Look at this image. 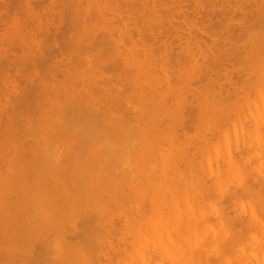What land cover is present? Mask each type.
I'll list each match as a JSON object with an SVG mask.
<instances>
[{"label": "bare ground", "instance_id": "bare-ground-1", "mask_svg": "<svg viewBox=\"0 0 264 264\" xmlns=\"http://www.w3.org/2000/svg\"><path fill=\"white\" fill-rule=\"evenodd\" d=\"M68 1L69 0H61L60 2H64V5L62 3L60 7L61 9L59 10L60 12L62 11L61 13L63 15H65L64 13H66L67 10L69 11L67 12L69 18L67 17V14L65 17H63L62 14H59V15L60 16L62 15L61 18L62 17L65 19L68 18L66 19L68 20L67 22H69V24L67 23V27L68 25H70L69 26L71 30L70 33L72 34L71 35L69 33L70 36L68 37V42L71 44L69 62L63 61V62H66V63H63V65L66 64V66L61 68V71H62L61 73H59L60 71H58L60 70L58 69L59 68L58 66L60 65L57 66L56 63L55 65H51L52 62H53L52 64H54V61L57 60L55 54L53 56L55 57L53 60L51 57H49L52 55L50 54L52 51L49 52L48 50V53L46 52V55H48L49 57L48 60H52V62L44 67L41 65L40 61L46 59L47 56L45 55L46 56L45 57L43 55L45 58L43 57V59L41 60L40 58L42 57L41 54L44 53L45 50L44 52H42L43 49L42 50L40 49L42 53L38 54V52H40L38 49L39 46L41 45L45 47V45L47 44V43L46 44L43 43L44 41L42 42L43 34L42 35L40 34V37H38L39 36L38 34L41 33L42 30L44 31L46 28L48 29L50 20L48 21L49 23L47 25L48 27L45 26L46 22L42 25L39 23L41 22L40 16H37L35 18L33 17V20L34 19L38 20L37 23H39V25L37 23L36 25L34 21H31V20L30 21L28 20L29 22L25 21V24L23 25L21 24L22 26L21 25L19 26V24L17 25L15 24L16 25L15 28H17L16 29L17 31L15 32L17 33L18 39L20 38V40H18L17 43L19 42L21 47H22V44L26 42L27 44H24V45L27 46L31 43L32 47L34 46V44L36 45L37 43V47H38V48H34L35 50L38 51L37 53H34L36 54V57H35L34 54H30L32 53V51L34 52V49L33 48L31 49L30 47L31 45H29L28 47L25 46V48L22 50L23 47L21 48L20 45L17 44V46L19 45L20 47L19 52L21 51L20 52L21 56L17 51V53L19 54L17 56H20L17 58V60L21 59L20 61L16 60L17 63L19 65L20 64L24 65V61L26 59L27 61H30L29 58L31 59L33 56H34L33 61L35 62V60L39 56L40 58L38 62L40 66L39 65L37 66V62H35L36 63L35 65L37 66V68L34 65V62L32 63V66L30 65L31 63L27 64V67L28 65H30L31 67V68L28 67L29 70L33 68L32 71L30 70V73L32 72L34 74L36 73L35 74L36 77L34 76L35 78L33 79L32 77L29 78V76H32L33 73L30 74L29 71H27L28 69L26 70L23 66L24 69L22 71L23 72L25 71V74L28 72L26 74L27 76L26 77L25 75H23L24 73L21 71L22 66L20 67L17 64L19 68L16 66L15 68L18 69L17 71L19 70L21 71L20 74L22 73L21 76L18 73V76H20V78H24L25 81L23 79H20V80H23L24 82H26V85H24L25 84L24 82H23L24 84L23 83L21 84L19 81L18 83H20L22 86H20V84H17L19 85L17 88L16 86H14V83H13L14 80H12L11 82L10 80L6 81L8 79H5L4 83L2 82V84H4L3 86H5V84L7 86L6 87L1 86L2 88L0 87V90L2 89L3 93L4 92L6 93V94L4 93V96H3V93H0V96L1 95L3 96L0 98L1 100L0 103L6 105V110L5 112H3L5 109V106H2L0 104V106H2V108L0 107L1 108L0 109L1 111L0 112V125L2 123L1 121H2L3 113L5 115L4 117H6V120H5L6 124L3 121L4 125L1 126L3 127V129L0 127V131L4 132V135H3V132L2 133L0 132L2 135L0 137V264H21L19 263L21 262V260L19 261V259L21 257L23 258V256H27V259L26 257H24L22 259L24 260L22 261V264H26V263L33 264L35 261L38 262L37 264H41L37 260L34 261V258H35L34 251L35 252L37 250L41 251L46 248H48L51 251V253L54 252L56 254L55 257L53 258L56 264H59L61 262L59 261V257L57 256L66 257L69 255L70 257L72 256L71 254H74V255L76 254V256L79 259H81L80 257L83 255L86 258V256L88 255V254L86 255L87 250L86 251H83V249L81 250V248L83 247L81 246L80 248L79 245L81 244L79 243V240H78L84 234L83 229H85L83 228L84 227L83 225H85L86 222L83 220V217H84L83 214L85 212L87 213V211H90L88 212V214H91V215L92 213L95 214V217L92 216L93 219L98 218L97 220L95 219L96 222L99 220L102 222V224H104V226L100 224L101 222L100 223L97 222L96 224L95 220H93L95 222L93 224L95 225V227L97 226L96 228L98 230L95 229L94 227V230H95L94 232L96 233L92 235H94L95 238L98 235H100L101 237L98 236L97 237L98 239H95L93 236H91L93 238V242L95 239L94 245H96V243L98 242L97 243L98 248L99 246L100 248L101 247L104 248L105 246H101V245H103V242L105 243V241H108V240L102 241L103 238L107 239L106 237L108 238L111 237V239L114 240L117 234L118 235L120 233L122 235L124 234L123 233L124 230L122 229H124L125 227L123 225L125 224L127 225V221L130 223L132 219L130 217L132 216L130 212H132V210L133 211L136 210L134 211L135 213H140L135 216V213L132 212L133 215L139 219V221L141 220V222L140 223L136 222L138 220V219L136 220V218H134L135 220L134 219L133 220L135 221V223L140 224L143 228L146 226L145 229H147L148 227L147 224L149 222L147 221H151L153 218L155 219V217H158V215L161 213L160 217L158 218L159 222L156 221L157 218L156 220L153 219L152 220L153 226H151L152 221L150 222L151 225L149 224L152 229L148 227V229L153 232L154 231L159 232V234L157 232L155 236L152 235L153 232L151 231L149 232L148 229L147 230L142 229L141 226H138V228L141 227L140 232L138 228L134 226L137 229V231L135 232L136 233L139 232L138 233L139 235L136 234L134 230L132 234L135 233L134 234L135 236L130 235V231H132L130 229L131 228L135 229L133 227L134 224H132L133 222H131L132 226L129 229H126V230H129V232L127 231L129 233L128 236L130 237L133 236L132 237L133 241H135L137 237L139 238L141 234L143 236L141 237V240H144L146 238L145 241H148V243L150 242L148 244V247H145L148 254H145L146 253L145 249L144 250L141 249L140 251L141 253L144 251L143 260L149 259L150 261L151 260L150 258L153 256V259L151 261L155 260V262L153 261L154 264H157L159 260L163 261V264H165L166 261L167 263H169L168 260L170 259L167 257L174 256V254H171L173 253L171 251L172 249L174 250V248L171 247L172 249L170 250V245L168 243L174 242L173 239H177V241L175 240L176 242L175 244H183V245L187 244L188 246L182 245L181 247H185V249L187 247L188 248L186 249L187 250L186 251L184 248H181L178 245L179 251L176 248L177 250V252L175 251L176 255L180 258H183V256L186 257V255L190 253V255L189 254L187 255L188 257L191 258V259L189 258V261H188L189 264H197V261H194V258L195 257L198 258V256H200L201 262L199 261L198 264H201L202 259L204 258L202 257L203 254L206 257L208 253H211L210 251L214 252L213 255L216 252L214 250H209L212 248L215 249L214 248L215 247L214 246V241H215L214 236L215 235H213L214 232L212 230L207 231V229L211 228L210 220L215 210H211L212 213L210 211H208V213L207 212L205 213L206 211V208H205V211L203 210L202 214L206 216H203L200 213V210H201L200 208H202L200 204H204V206H207V209L210 210V208L214 207V204H217V203L219 204L218 200H220V198H224V199L226 198L227 200H231L228 203L232 205V204H235V201L239 199L241 196H244L243 198L247 199V204H244L242 202L239 206L237 204L233 205L234 207L232 208L236 209L237 207L239 208L241 206L242 207L241 209L243 210L241 213H239L238 208L236 209L238 210L237 211L238 214L236 216L239 219L237 220V223L231 217V220L233 219L232 221H234L239 226L238 228L236 227V224L232 222L230 218H228L231 215L225 214L227 216V217L225 216L226 220L224 219V217L220 216V215H223V213L225 212L224 205L227 206V202L221 203L224 205H218V204L216 205L219 208L220 206H222L223 208H221L220 210L221 212L219 211V209H217L219 211V214L216 215V218L214 215L213 219H215V221L217 220V222L219 223L220 220L223 218L224 221L226 222V224L224 225L223 219L221 220L219 225L222 224L221 225L223 226L222 228L221 226L220 227L217 226L218 224L214 220L212 221L216 225L215 227H217L216 230L220 229L217 231V234L219 232L218 238L222 233L223 234L225 233L224 228L227 227V225L229 227L231 224V226L233 227L235 224V227H236V228L234 227L236 229L234 231H232L233 228L232 230H230V232L226 230V234L228 233L227 235L228 238H225L224 237L225 234H224L220 236L218 241H216L217 243L216 249L219 248L218 255H221L224 258V254H226L227 258L225 257L226 258L225 260L229 262L232 259H234L232 260L233 263L231 264H236V263L243 264V259L245 260L248 259L251 261L252 258H249V257L247 259L245 258L246 255L251 254L252 257L254 256L252 261L254 260L255 264H264V223H261L259 221L261 220L262 222H264L263 216L260 217V215L264 214V167L261 166V161L264 160V0H233L234 2L231 1L232 3L229 0H221V1L219 0L221 3L216 2L218 0H214V1L210 0L213 2V5H214V2L218 3V4L215 3L216 4V6L214 5L215 8L217 7V5L221 4L222 6L219 5L218 7H220V9L224 13L226 12L225 14L228 13L227 12L228 9L226 10V8H229V7L233 8L234 11L236 9L241 10L242 11L241 15L242 13L251 14L254 11V13H252L253 15L252 16L250 15L249 17L247 15L246 17L241 16L239 13L240 16L238 15V17H241V18L240 19L238 18V21L236 17V21L239 23V25H237L236 27L241 29V31L236 30L237 33L239 32L238 33L239 38L237 37L238 34H235L236 36L233 35L232 37V32L233 33L236 32L235 29L232 32L229 30V27H231L232 29L234 25L230 26L232 24L228 23L227 21L232 20L234 23L233 22L231 23L235 24L236 22H235L234 15L237 14V13L235 14L234 12V15H233V12L231 9L229 10V12L231 11L230 13H232L231 15L234 16V18L229 16L230 15L229 13H228L229 15L228 14L225 15L222 11H221L222 13L220 12L221 13L219 15L220 17L217 18L218 20H220L221 16H223L222 14H224L225 17L228 16L229 18L226 17L227 19L224 16L223 18H225V22H227V24H230V25H227L225 24L224 21H221V24L217 26L218 22L220 23V21H215V23L217 24L215 26V23H213V26H215L214 27L215 30L214 28L213 29L211 28L213 27L212 25L209 27L211 29L208 28L209 32H212V33L208 32L211 38L214 37L215 39L219 37L218 39H215L216 44L219 41V39L220 41H222V39H225L224 42L226 40L230 41L229 45H231L230 43H233V45H235L234 42H236V49L238 48L237 49L238 52L243 49L242 51H244V54L240 51L239 53L240 55L238 53L236 54L239 56L238 59L237 57H234L235 59H237L236 61L240 60L238 62L239 63V66L237 67L238 70L235 68V66L237 65L233 66L234 69H232L233 68L232 66H230L231 69H228L227 66H225L228 63L231 64L230 62H232V58H229L230 57L229 56L230 54H228L229 51H226V49L224 48H223L224 50H222V47H226L223 44H221V43H224L223 41L218 42L221 44L220 46L217 45L219 48L217 49L221 50V53L220 51L217 52L216 51L217 49L215 47H214L216 49V50L214 49L215 52L212 51L213 47H211L210 50L214 52L215 54L216 52L217 54L220 53V55L223 54V56L225 55L224 57H222L221 55L222 58L214 57L215 58L214 59L212 58L213 57L212 55H209V56L204 55V57L201 55L203 59L202 62L204 63H201V60L199 59L198 60L201 64L198 63L197 57L195 58V55H197L196 53L201 54L200 52L203 51L205 54L208 51H204L205 48L204 50L203 49L201 50L197 46H199L200 43L201 44L204 43L203 45L206 47L205 41H209L210 38L206 37L207 34L204 35L199 32V34L204 35V36L199 35V37H201L200 39L199 37H197L198 34L195 33L196 32L195 29H194L195 32H192L193 27L196 24L194 21L193 23L195 24H192L183 18L179 19L181 17V16L179 17L180 15V13L178 12L179 8L174 7V5L177 4L181 0H74V1L70 0L71 8L68 7V3H69ZM203 1H206V2H203ZM203 1L193 0V10L201 13L202 11H199V10H204L206 4H208L207 3L208 0H203ZM224 3H226V5L228 4L227 5L228 7L226 5L224 7ZM66 7H67V10L63 9ZM206 7L208 9L210 8L211 10L210 6L207 5ZM62 9L65 10L66 12H63ZM165 9L169 10V12L171 10L174 12V9L175 11L177 10L176 18H175V12L174 14H170V13L168 14L167 12L164 13L163 10ZM220 9L218 8V11ZM245 10H249V11L253 10V11L245 12ZM172 11L171 13H173ZM210 13H212V10ZM218 14L219 13H217V15ZM59 15L57 16V18H60ZM208 17H211V16H209L208 14ZM245 18L247 20H245ZM60 19H57L56 22L61 23L63 19H61L62 21ZM248 19L250 21H248ZM52 21H55V20H52ZM246 21H248V23ZM31 22H33L36 25V26L34 25L35 26L34 30L37 28L36 33L33 30V33H35L36 35L32 37H31L32 34L30 33L31 30H28L32 28L33 23L31 24ZM249 22L251 23V25ZM26 23L28 24L30 23L31 26L29 24L30 26L29 27L28 24ZM60 23H58V25ZM184 23H186V27H187V30L185 31H183L184 29H186L184 28L185 26ZM181 24H183L184 26L183 25H182L183 27L180 26ZM223 24L224 26H221ZM171 25L173 26V28L171 27ZM177 25L178 27H176ZM240 25L242 28H240ZM245 25L250 26L249 29L251 30V32L250 30H248L247 28L248 26L246 27ZM37 26H39V29ZM200 26H203V25L201 24ZM219 27L222 29L217 31ZM62 28H64L63 25H62ZM178 30H181V31H178ZM197 30L202 31L203 33L204 32L206 33L208 31V30L204 31L200 29H197ZM25 31L27 32L26 34H25ZM243 31L244 33L242 34L241 32ZM15 32L13 33V35L15 34ZM62 32L61 33L59 32L60 34L58 36L60 37L61 35V39H63V41L60 43L62 44L64 43L63 45H65L64 38H62ZM170 32L171 33L174 32L172 33V35L174 39L177 38L176 40L172 39L171 35L170 36L168 35ZM22 33L25 35H23ZM179 33L180 34L182 33V35H180ZM193 33H194V36L197 37L196 39H199V41L201 40L199 44L197 43V40L191 39L192 37L194 38ZM240 34L243 36L241 37ZM8 37L12 38L13 36L9 35ZM169 37L171 39H169ZM185 37H191L187 39L194 43L192 44V42H189L191 43L190 49H187L190 45L189 43L185 41L184 43L182 42L178 43L179 38L181 41V39L183 38L182 40H184ZM203 37L204 38L206 37L208 40H205L203 42L202 41L204 40L202 39ZM30 38L32 39L30 40ZM36 38H38V41L40 40V38L41 40L38 42ZM231 38L236 39L237 41L236 40L233 41L232 39L233 41L232 42ZM167 39L171 41L174 40L175 42L177 41L176 42L177 45L182 43L185 46L187 44L188 47L181 46L180 49L178 48L179 52L180 51L183 52V54H181L183 56L178 57L176 55L177 53L179 55V52L173 51L174 48L172 49V47L170 46L171 41H169V44H167V41H168ZM8 40L11 41L10 39ZM16 40H14V42ZM29 40H30V43H28ZM154 40H160L161 42H158V45L154 43V46H153V43L151 42ZM240 40L242 41V43L244 42L243 46L240 44L241 43ZM237 43H239L238 45H241L239 47H243V48H239ZM212 44L210 45L212 46ZM224 44L227 45L228 42L226 41ZM155 45H157L156 49L158 47V50L155 49ZM210 45H207V47L209 48ZM47 46L51 47L50 45H47ZM63 47H62L63 49L62 48L61 49L65 50V46ZM173 47H175V45ZM13 48L14 47L12 46L11 51L15 50V48L14 50ZM167 48H169L170 50H167ZM181 48L185 50H181ZM193 48H195V50L198 48L199 50L197 49V52H195ZM231 48H232V45H231ZM232 49H234V46ZM8 50L9 48H6L3 51V57L1 56L2 54H0V58L2 57V60L3 58H6L4 56L5 54L6 56L10 54L9 53L10 50L9 51ZM24 50L27 51L28 55L30 54L28 58H25L27 56L26 55L27 53L22 52ZM184 51H185V54H184ZM186 51H189V52L186 53ZM59 52H61L60 49H59ZM64 52L66 54V51ZM225 52L228 54V58ZM231 52L229 53H231L232 54L231 56L233 57V55L236 53L235 49ZM169 53H172V54L169 55ZM173 53L177 56L176 57L177 59L173 57L172 58L173 60L171 61L170 56H175L173 55ZM60 54L62 55L61 57L66 56L63 53V51ZM185 55H187V57ZM220 55L218 56L220 57ZM201 56H199V58H201ZM8 57L11 58L12 55L10 54L8 55ZM61 57H59L58 59L59 62L62 60L60 59ZM182 57L185 58V60ZM207 58L209 59L211 58L212 60L211 59L209 60ZM22 59H24L23 62H22ZM2 60L0 62V68L2 66V68L4 69L5 65H7L8 63L6 64L4 62L3 64ZM179 60H181L182 62ZM166 63H167V66H166ZM170 63H171L170 69L172 68L171 70L177 74L176 76L173 75L174 73L172 71L170 72V69H169ZM232 64L234 65L233 62ZM25 66H26V63H25ZM38 67L39 68L42 67L44 69H41L42 71L41 70L37 71ZM46 67H48L49 70ZM188 67L192 69V72L188 70ZM220 67L222 68V71H224V73L228 75L227 78H229L230 76L228 72L231 73V75H233L232 71L234 72V70L240 71L239 72L240 74L246 73L245 76L248 74L247 75L248 80L244 78L245 77L244 74H243L244 77L242 78L240 77L241 80L237 77L239 81H242V82H243L242 79L244 78V80L247 81V83L249 84V85L247 84L248 87L247 89H245V92L243 89L244 85L241 86V88H239L240 86L237 87L238 81H236V78L234 79V82L232 80L233 83L231 82V80L226 78L227 80L225 82L230 81L231 84H233L231 90L232 91L234 90L233 91L234 95L233 93H229V94H231V96L233 95L234 98L230 99L229 97L230 95L229 96L227 95V97L226 95H224L229 84H227L226 90L224 88V91H225L224 94H222L223 91L221 92V95L222 96L224 95L225 97L218 98V95L216 94H220V91L223 89V88L221 89V86H220L221 90L218 89L219 88L218 85H221V84H217V83H222L220 82V79L217 77L218 74H221V73H218L219 71H221ZM34 68H36L37 70ZM186 68L188 71L186 70ZM52 69L55 74L52 72ZM47 70L49 71L48 73L50 72L52 73H50L49 75L46 72ZM163 70H165V72L168 71V73H164ZM180 70L181 72H179ZM194 70H198L199 72H202L203 78L205 76V80L207 77L208 79V82L206 80V84H208L207 88L210 85H212L210 81L211 80L210 78L212 75H213L212 78H214L215 82H217L216 80L218 78L219 80L216 83V85L218 86L217 88L218 92L216 89H214L216 90L217 93L214 91L215 93L213 92L214 94H211L213 90L212 91L208 90L206 88V85H205V88H206L205 90H207V92L203 90L204 89L203 85L205 83L203 84L202 81L199 80L200 75L199 74L197 75L195 73L196 71L194 72ZM241 71H244V72L242 73ZM40 72L42 73L44 72V75L48 74L50 77L52 76L51 78L53 79H51L49 76H46L47 77L46 79L42 73L39 74ZM162 72L164 74H167V78L170 80V82L165 76L164 77L166 79L162 76L163 74ZM171 73L172 75L169 76L168 74H171ZM239 73L237 72L238 75ZM51 74H54V75H51ZM60 74L62 75V77ZM58 76L60 79L58 78ZM172 76L175 77L174 79L176 83L177 81H180L182 83L183 81L190 82L191 79L193 78L197 81L196 82L195 80L192 79L193 81L197 83V85L194 84V82H193L194 85H191L192 83H190L191 86H189L187 82L183 84L179 82L178 84L179 88L177 89L174 86L175 84L173 83L171 84V82L174 80L173 79L171 81ZM183 76L185 77L183 78ZM214 76H216L217 78L215 79ZM224 77L225 76L223 75L222 78ZM234 77L235 75L233 76V78ZM36 78L38 79L36 80ZM31 80L32 81L36 80L37 82L35 83L33 81L34 83H32ZM118 80L123 81L121 82L119 86L117 85V82L118 83L120 82ZM198 82H201V85L202 84L203 85L200 86V83ZM8 83L12 85V87L14 86V88H10ZM122 83H124V85ZM198 84L200 87L198 86ZM231 84H230V87H231ZM121 85H123L124 87L121 88L122 87ZM182 85L189 86V87H186V89L188 88L187 91L184 90L183 88V92L185 93H180L182 92ZM195 85L199 87V89L197 90H200V91H196V89H194L196 87ZM234 85H237V86H234ZM116 86H118L119 88L118 87L116 88ZM191 87H194V88L193 90L190 91V95H189V93L187 94L186 92H188ZM115 88L118 90L117 92L115 91L116 90ZM237 88H239L240 90L243 89V91H240L239 89L236 90ZM8 89L10 90V93H11V89H13L15 91V92L12 91L14 92V94L13 93L8 94L9 93ZM201 91H205L206 93L205 92L200 93ZM208 91H210L211 93L210 92L208 93ZM198 92L201 95L199 98L197 97L199 96V94H197ZM227 92L226 94H228ZM204 93L206 95L210 94L211 98H209L208 95L206 96ZM202 95H204L205 97L209 99H206L204 96L202 97ZM5 96L9 100L5 99ZM10 96H13L12 100L14 99L13 102L16 101L15 104L12 101H10L11 100ZM184 96L185 97L190 96L188 97L189 100H191L194 97L195 104L192 107L199 106V105H196V103H198L197 101H199L198 104H201L198 107L200 110H198L197 115H196L197 112L194 113V108L192 109L190 108L191 106L190 107L187 106L189 109L193 110V113L195 114L196 117L197 116L199 117V118L197 117L199 119L198 122L195 120L196 126H193V125L191 126L189 124V122L193 120L192 118H190L189 122H186L189 119V116L186 114L189 113L190 111L187 108H185L186 103L188 104V99L187 98H185L187 100L181 99L183 104L179 101L180 97L184 98ZM14 97H16L17 99ZM196 97L198 100H195ZM177 98L179 99L177 100ZM200 99L202 100L200 101ZM2 100H5L4 102H6L8 106L6 103H3ZM173 101L175 102L172 103ZM9 102L11 105L9 104ZM179 102L182 105H184L185 111L187 110V112L184 111L186 114H184L182 111L183 106L182 107L180 106V109H178ZM190 102L191 101H189V103ZM175 103L178 105L177 106L178 108L176 107ZM188 105H191V103ZM172 106H174L176 110ZM203 107L205 108L202 109ZM10 109H14V110H11L12 112H10ZM195 109L197 108L195 107ZM183 114L185 116H183ZM183 119L185 120L184 123H183L184 121ZM203 122L208 124L206 125L207 128L206 127L204 128L205 125L202 126L204 124ZM182 124L183 126H180ZM184 124H189L192 128L194 127L193 129H191L190 127L191 130L195 129L193 133L194 136L197 135L196 132L199 130L198 136H199V133H200V136L201 134H203L202 137H200L202 138L203 141L199 137L198 138L203 143L204 141L206 142L208 138V137H205L204 130L207 132V135L208 133L209 134L211 133L212 135L215 134L213 138L211 137L212 139L214 138L218 139L217 137L218 135L216 134L225 132V130L227 129L226 131L227 134L230 136V138L233 137L231 139L233 141L232 149L236 153H234L231 150L229 142L223 141L222 144L224 145L222 148L218 144L217 142L218 140L216 141L214 139L215 140V141L213 140L215 142L214 146L215 147H217L218 145L220 146V149L218 151H215L216 149L213 148V144H211L212 140L210 139V136L212 135L210 134L207 142H209L212 146V147L210 146L212 149V153L208 154V156H206V154L205 155L202 154L206 148H209L208 146L209 143L206 142L207 146H205V144L203 145L204 150L200 149L202 147L201 145L202 142L198 140V138H196L198 140L196 141L195 137L192 136V134L191 135L185 134V131L187 132L189 125L184 127ZM177 126L181 130L187 127L186 128L187 130L185 131L180 130V132L183 133L182 136L184 134H185L184 135L185 137L187 136L185 141L187 140L188 142L189 137H190L188 147L194 145L193 149L192 147L190 148L191 152L189 151V149H187V145H188L187 143L185 144L186 147L179 145V140L181 139L179 136L175 135L176 131L179 132L178 130H176L178 129ZM180 127H184V128H180ZM201 129H203V133H201L202 132ZM188 131L189 133L192 132L190 130ZM166 133L168 134V136H170L169 140L167 141L166 139L168 137ZM224 136H226V134H224ZM171 137L172 139H175V137L176 138L179 137V139L177 140L178 142L176 141L178 144H175V142L173 141H175L176 139L172 140ZM209 139L211 140V142L209 141ZM164 140L166 142H164ZM169 141L170 143H168V145L170 144L172 145L174 143L175 145L177 146L179 145V146L178 147L171 146L172 148H170L169 146H168L169 148L165 147L166 143ZM192 141H195V143ZM190 142L192 145H190ZM252 142H255L254 144L256 146ZM197 143H199L198 148H197ZM216 143L218 144L217 146H216ZM181 146L187 150H185L184 148H181ZM174 148H177L175 149L176 151L174 150L175 152L170 153V151L171 150L173 151ZM167 149L168 151L170 150L169 153L168 152L166 153ZM207 151L208 150H206V152ZM245 151H248V152H245ZM196 152L197 154L201 152V155L204 156V159H202V157L200 159V156H201L200 154H199L200 156L195 155ZM239 153H240V157L242 156V158L239 157ZM221 155L223 156V158ZM252 156H253V159L251 158ZM247 157H250L251 160H249V158ZM238 158H240V160ZM244 158L248 159L247 161H250L249 164L246 163L247 161L242 160ZM202 160L204 161L202 162ZM221 161L225 163L223 164ZM243 162H245V165ZM253 163L255 164L256 169L254 165L250 166V164H253ZM221 164L222 166L220 167ZM185 165L187 169H185L186 168ZM223 165H224V168H223ZM181 166L182 167L184 166L185 168L183 167L182 169ZM191 166H193L192 167L193 169H191ZM189 169L192 171H189ZM174 171H176L177 176H178L176 177L178 179L174 177L175 175ZM185 171L187 173V176H186ZM191 172L192 174H190ZM188 174L192 176L189 175V178H188ZM215 195H216V198H219L218 200L216 198H214L215 200H213V197H215ZM208 198L210 201L207 202ZM202 199H205L206 204L203 203L205 201ZM212 200L215 201V203L210 204L213 202ZM216 201L218 202L216 203ZM220 202H222V200ZM246 205H247V211H249V214L251 216V220L253 217L254 220H257L259 223H256V222L253 223V220L252 221L249 220L250 222H248V219H245L246 214L241 215L242 217L240 216V218L244 217L245 220L240 219L238 217L239 214H243V212L246 210L245 208ZM215 208L217 207H214L213 209ZM198 209H200L199 210L200 215L203 216V218L201 219L199 217L198 219L192 216L193 214H191L194 211L196 212L194 213L197 214ZM228 209L226 208L227 210L226 212L229 214L230 210ZM173 210H181L182 211L181 215L183 217L176 216V218L178 219L176 221L173 220L174 223H170L171 219L175 218V216L174 217L170 216L171 215L170 211L172 212L173 215L175 214L176 211L173 213ZM148 211H152V212L155 211L156 213L153 212V215L156 214V216L155 215L153 216L152 213L150 212L151 214L149 213V215L151 217L148 215L150 219L148 217H144L146 216L145 214H148ZM216 211L214 212L215 214H216ZM256 212H259V213L256 214ZM119 213H123V214H119ZM209 213L212 214L211 217L210 215H208L207 217V214ZM88 214H85L87 215V217H85V219L87 218V220L90 218V217L88 218ZM107 214H109L110 217ZM127 214L128 215L130 214V216H128ZM167 214L169 215L167 216ZM198 214L196 216H198ZM99 215L100 217L101 215L103 216L102 220L105 218L104 223L101 220V218H99ZM120 215L122 217L124 215L125 222L123 223L125 224L119 223L118 220H121L122 218ZM175 215H178V214L176 213ZM191 216L193 217V219L195 218L194 220L193 219L192 220L195 221L196 223L189 222L188 217H191ZM219 216L221 217V219H219ZM119 217L120 219H117ZM124 217L122 219H124ZM113 218L114 219L116 218L118 222L115 223V220ZM144 218H147L146 222L142 221ZM198 220L199 221L201 220L200 223H203V224L200 225ZM91 221L92 219L90 220V222ZM155 221L157 222L156 226H154L156 223ZM167 221H169V223ZM111 222H113V224L115 225V226L111 225L113 228L110 227L112 229V232L115 229H117L115 231L118 232L116 233L114 231L113 233H116V235L113 234V236L110 235L112 234V232H111V229L108 228ZM142 222L145 223V226L144 224H142ZM228 222L230 223L227 224ZM79 223L81 225L78 226ZM87 223L89 224V221ZM91 224H89V226H87L86 224L85 227L87 226L88 228L92 226ZM117 224L119 225V227L117 226ZM170 224L173 225L174 228ZM250 224H253L256 227L255 226L252 227L250 226ZM193 225L195 226L193 227ZM245 225H248L249 227H251L250 229L247 228V230H251V231L253 230L252 234L254 233V230L255 232L257 231V234L260 233L261 231L262 236L259 238L258 235L254 233L253 234L254 238L250 237V235H248L247 233ZM120 227H122V229ZM67 228H69L70 230L68 229L67 231ZM119 228L121 229L122 232L118 230ZM59 229L61 230L66 229L64 231L68 232V234L70 233L69 236L67 233H66L67 236L66 235L62 236V233L64 232L63 231H61L62 233L58 232ZM199 229H202V231H200ZM101 230L104 232L106 237L105 235L103 236L101 233H99V231L101 232ZM203 230L207 231L205 235L200 234L201 232H203ZM243 231L245 232V235ZM73 232H74V236H73ZM198 232L201 236H197ZM208 232L210 234H208ZM59 233H61L60 236L58 235ZM90 233L88 234L86 232L87 235L84 234L85 239L86 237H88V241H89ZM144 233H147V236ZM171 233L172 235L174 234L175 236L171 237ZM187 233H188V237H185L187 236L186 235ZM107 234L109 235L107 236ZM122 235H120V237H122ZM255 235H257V237H255ZM124 236L126 235L124 234ZM84 237H82V239ZM120 237L118 236L117 238H120ZM194 237H196V240L198 243V244L195 243L196 245L194 244L195 242ZM209 237L211 238L210 240H209ZM249 237L251 240L254 239L256 241L255 247H252L254 246L253 245L254 243L253 244L251 243L254 240L251 241ZM125 238L123 240H125ZM188 238L191 240V242L187 241ZM199 238H201V241H198ZM221 238L223 240H221ZM185 239H186V242H184ZM203 239L205 240L203 241ZM116 240L118 239L115 238L114 242L116 243H114L113 241L111 242L110 239H109L110 242L109 241L108 242L110 244L111 243L118 244L120 240L119 241H116ZM123 240H121L122 243H123ZM248 240L251 241L250 243L252 244V246L251 244L248 243L249 242ZM26 241H28V244ZM90 241H91L90 244H92V240ZM121 241L118 244L119 246L120 244L121 246L123 245ZM99 242L101 243V245ZM108 242H106L105 245L109 247L110 252L111 253L114 252V254L112 255L110 252L107 253L109 250L107 252L105 250L104 253L108 254V256L111 255L110 256L111 258L114 257L115 254H116L115 255V258H116L118 253H119L118 254L119 256L120 254H124L125 250H122L124 248L128 250L130 249V247L131 249L135 248V247L134 248L132 247L133 242L131 238H129V240L126 241L128 243H125V244H128V248L127 247L123 248L125 244L121 247V252L124 251L122 253L117 252V251H120L117 248L113 249L115 248L114 245H113L114 247L112 246V244L108 246L109 245ZM138 242L139 240L137 239L136 246H138L137 244L140 243L139 244L140 247H143V245L141 246L143 241H140L139 243ZM165 242L166 243L168 242V243L165 244ZM201 242L203 245L201 244ZM205 242L207 246H205L206 245ZM190 243H191V246L189 247ZM210 243L213 244L214 247L212 246L211 248L209 245ZM246 243H248L252 248H250L248 244L246 245ZM38 244L40 245V248H38L39 247L38 246L36 248L37 250H35V245L37 246ZM175 244L173 243L171 244V246ZM41 245H44V246H41ZM154 245H155L154 248L156 249V250L154 249V252L159 253L157 251L162 249L161 253L165 254L166 256L168 255L166 257L167 259H161L163 258L162 256L161 258L159 256V259L155 257L156 254L151 249ZM157 245L158 246L164 245V246L160 248ZM201 245H202V248H201ZM111 246L113 248L110 249ZM144 246L146 245L144 244ZM149 246L151 247L149 248ZM165 246L166 248L167 246H169L167 248L168 252H171L169 254L173 256L165 253V250L163 249L165 248ZM93 247L96 248L95 246ZM197 247L200 250L204 249L205 251L202 250L200 252V250ZM98 248H96V250H98ZM131 249H130V252L128 251V253L131 256H134L132 257V259L136 258L135 257L137 255L136 253H138V255L139 254L141 255L140 252L138 251L135 252L133 250L132 251L136 255H132ZM180 249L181 250L183 249L182 254H180L181 253ZM189 249H190V252L188 251ZM206 249L209 250V252L207 251L208 252L207 254H206ZM245 249L246 250L249 249L250 251H252L253 249V251L252 253L249 252L248 254L249 250L246 251ZM137 250H140V249H138L137 247ZM195 250H196V253H194ZM236 250H240V254L238 256L239 258H237V255L235 254ZM50 251H49V254L46 253L48 254V256L47 255L44 256L45 251L37 252L39 254L40 253L42 254L43 259L41 258V261H43V264H44V261L46 260L44 259V257L46 258L47 256V258H49V255L50 256L53 255L50 253ZM185 252H187L186 255H183L185 254ZM128 253H127V256H128ZM193 253L199 254V255L194 256ZM39 254H37L38 256L36 254L35 255L39 257L40 259L41 256H39ZM96 254H98V252L95 253L93 257L101 259V261L97 259L99 261L98 262L95 258H93V261H95V264L97 263L101 264V262H104L102 264H108L110 262L112 264V261H109L108 259H106L107 261H109L108 263H106V260H103L102 258H100L101 255L102 257L104 256L103 254L100 253L101 254L100 257H97ZM213 255L208 254L207 255L208 258L206 257L207 259H203L205 260L204 263L210 264L206 261L208 260L211 262V258L213 257L211 264L213 263L217 264V261H216L217 258H215ZM119 256H117V259ZM125 256L126 254L122 256L124 257V261L126 260L127 262L130 263V261H128V259H130V256H128V259ZM177 256L175 257L178 258ZM188 257L186 258L188 259ZM192 257H193V261H192ZM228 257L230 259H228ZM55 258L57 260H55ZM103 258L105 259L108 257L105 255ZM139 258H141V256ZM61 259L62 261L64 260L63 258H60V260ZM82 259L81 261L84 264L86 263L89 264L87 260H85L86 262L85 263L84 260ZM213 259H215V261H213ZM70 260H71L70 262H72V259ZM119 260L116 261L117 264H120V262H122L121 259ZM139 260L140 259H137L136 261L131 262L130 264L132 263L138 264L137 262L141 261ZM143 260L140 263H143ZM156 260H157V263H156ZM47 261H49V259H47ZM54 261L53 263L52 261L50 263L54 264ZM81 261L77 262L73 260V264L74 262H77L79 264L81 263ZM160 261H159V264H160ZM171 261L173 262V264L181 263L180 262L181 260L179 261V258L177 261L175 260V258L174 259L171 258L170 263L172 264ZM49 262H45V263L48 264ZM153 262H151V264H153ZM182 262L184 261L182 260ZM62 263L64 264L65 262L63 261ZM116 263H115V260H113V264H116ZM245 264H248V262L245 261Z\"/></svg>", "mask_w": 264, "mask_h": 264}, {"label": "rangeland", "instance_id": "rangeland-1", "mask_svg": "<svg viewBox=\"0 0 264 264\" xmlns=\"http://www.w3.org/2000/svg\"><path fill=\"white\" fill-rule=\"evenodd\" d=\"M60 1H61V0H0V54H2L1 56L3 57V51H4L6 48H9V50H10L9 53L12 55V57L9 58L8 55H10V54H8V52H7L8 55H7V56H6V54L4 55L6 58H3V60H2V57L0 58V62H1V60H2V63H3V64H4V62H5L6 64L8 63L7 65H5V67H4V65H3L4 69H3L2 66H1V68H2L3 70L0 68V70H2V71H0V81H1L0 84H2V82L4 83V80H5V79H8V80H6V81H9V80H10L11 82H12V80H14V82H13V83H14V86H16V87L18 88L19 85H17V84H20V83L22 84V83L25 81L24 78H20V76H21V74H22V73L20 74V72H21L24 68L27 70L28 67H30V65L32 66V63L34 62V61H33V60H34V59H33L34 56H33V57L31 56V57H32L31 59L29 58L30 61H27V59L24 61V59H22V62L24 61V65H23V64H20V65H19V64L17 63V61L19 60V59L17 60V58L21 56V54H20L21 51L19 52V49H20L21 45H20L19 42L17 43V41L20 40V38L18 39V37H17V33L15 32V31H17V30H16L17 28H15V27H16L17 24H19V26H20L21 24H22V25L25 24V21L29 22L30 20H31V21H34V23L36 24V23L38 22V20H37V19H34V20H33V17L35 18V17H37V16H40V18H41V22H39L41 25L44 24V23L46 22V23H45V24H46L45 26H47V25L50 23V24H49V27L47 26L48 29L46 28L44 31L42 30L43 33L40 31L41 33L38 34V35H39L38 37H40V34H41V35L43 34V35H42V42L44 41L43 43H45V44L47 43V44H46V45L44 44L45 47L40 45L39 48H38V47H37V43H36V45L34 44V46L32 47V44L30 43V40H31L32 38H30V40L28 41V43H30L29 45H31V46H30L31 49H32V48H33V49H34V48H38L39 51H40V52H38L37 50L34 49V52L31 50L32 53H30V54H34V53H37V52H38V54H39V53L41 54V53L44 52V50H45V52H44L45 54L42 53V54H41V55H42L41 58H40L39 56H38L37 59L35 58V59H36L35 62H37V66H38V65L40 66V64H39V62H38L39 58H40V60L43 59V57L46 55V52L48 53V50H49V52L52 51V52L50 53V54H52V55L49 56V57H51L52 60H53V59L55 58V57H53L54 54H55L57 60L54 61V64H52V63H53L52 60H48L49 57H48V55H46V56H47V57L45 56L46 59L40 61V62H41V65L44 67V66H47L48 64H50L51 62H52L51 65H55V63H56L57 66L60 65V66H58V67H59L58 69H60V70H58V71H60L59 73L62 72V71H61V68H63V67L66 66V64L63 65V63L69 62L70 51H71V49H70V48H71V44L68 42V37H69L70 34H71V33H70L71 30H70V27H69L70 25H68V27H67V23L69 24V22H67L68 20H66V19L69 18L68 14H67V12H69V11L67 10V7H66V8H63V9H66L67 12H66L65 10L62 9L63 12H66V13H64L65 15H63V14L61 13L62 11H61V12L59 11V10L61 9L60 7H61L62 3H63V5H64V2H65V1H64V2H60ZM73 1H74V0H73ZM202 1H203V0H202ZM213 1H214V0H213ZM220 1H221V0H220ZM220 1L218 0V1H216V2L221 3ZM229 1L231 2V1H233V0H229ZM68 2H69V3H68V7L71 8L70 0H69ZM203 2H206V1H203ZM216 2H214V5H215V6H216V4H218V3H216ZM233 2H234V1H233ZM59 3H60V4H59ZM175 3H176V2H175ZM207 3H208V4H206V6L208 5V6L211 7V10H212V13H213V14L210 13V12H211L210 8L208 9V8L205 6V4H204L205 9L203 8L204 10H199V11H202L201 13H200V12H196V11H194V10H193V0H181V1H179L177 4L174 5V7L179 8V11H178V12L180 13L179 17L181 16L180 18L178 17L179 19L183 18V19H185L186 21H189V22L192 23V24H195V23H196V24L194 25L195 28L193 27L192 32H195V31H194V29H195V30H196L195 33L198 34L197 37H199V35H200V36H204L205 34H207L206 37H207V38H208V37L210 38L209 41H205V40H208L206 37H205L206 39H205L204 37L202 38V39H204V40H202V41H203V42L205 41L206 47L203 45V44H204L203 42H202L203 44L200 43L201 40L199 41V39H196L197 37L194 36V33H193L194 38H193V37H192V38H191V37H185L184 40H182V39H183V38H182L181 41H180V38H179L178 43H180V42L184 43V41L187 42V43L192 42V41L188 40L189 38H191V39H193V40H197V43H198V44H199V43L201 44V46H200V44H199L200 47H199V46H197V47H198L199 49H201V50H202V49L204 50V48H205L204 51H208V52L205 53V54H204L203 51L200 52L201 54L196 53L197 55H195V58L197 57V60H198V59L201 60V63H204V62H202V61H203L202 56L204 57V55H208V56H209V55H212V56H213L212 58H214V57H215V58H222V57L225 56V55L223 56V54H221V55H222V57H221V55H220L221 50H218L219 48H218L217 45L220 46L221 44H223V45L226 46V47H222V50L226 49V51H229V52H231V51H233V50L235 49V52H236V53L233 55V57L231 56L233 53L231 52V53H232V54H231V53L228 52V54H230V55H229V56H230L229 58H232V62L234 63V65L232 64V62H230L231 64L228 63V64L225 65V66H227L228 69H231L230 66L233 67V66L237 65V66H235V68L237 69V67L239 66V63H238V62H239L240 60L236 61V60L238 59V57H239V56L236 55V54H237V53L239 54L240 51L244 54V51H242L243 49L240 50V51L238 52V51H237L238 48L236 49V42H234L235 45H233V43H230V44L232 45V48H233V46H234V49H232V48H231V45H229V42H230V41L226 40V41L228 42V44H227L228 46H227L226 44H224V43L226 42V41L224 42L225 39H222V41H223L224 43H221V44L218 43V42H222V41H220V39H219V41H218L217 44H216L215 39H218L219 37L214 39V37L211 38V37L209 36V33H212V32H209V29H211V28L213 29V28L217 25V24L215 23V21H220V23L218 22V25H217V26H219V24H221V21H224V22H225V18H226V17L229 18V17H228V16L225 17L224 14H225L226 12L224 13V12L220 9V7H218V6L221 5V4L217 5V7L215 8V6L213 5V2H212V1L208 0ZM215 3H216V4H215ZM231 3H232V2H231ZM69 5H70V6H69ZM72 5H73V3H72ZM225 5H226V3H224V7H225ZM227 5H228V4H227ZM227 5H226V6H227ZM66 6H67V5H66ZM221 6H222V5H221ZM245 6H246V5H245ZM64 7H65V6H64ZM213 7H214L215 10L213 9ZM227 7H228V6H227ZM250 7H251V6H250ZM218 8L220 9L219 11H218ZM248 8H249V7H248ZM175 9H176V8H175ZM175 9H174V12H175V18H176V16H177V12H176V11H177V10L175 11ZM207 9H208V11H207ZM227 9H228V10H227ZM230 9L232 10L233 15H234V12H235V14L237 13L236 15H234V16H235V22H236L235 24H236V25L233 24L234 22H233L232 20H231V21H230V20L227 21L228 23H230V24H232V25L227 24V22H225V24L230 25V26H233V25H234V26L232 27V29H231V27H229V30H230L231 32H232L234 29H235V31H236V30H237V31H238V30L241 31V29H239V28L236 27V26L239 25V23H238L237 21H238V18L240 19L241 17H238V15H239V13H240V15H241V12H242V11L239 10V9H236V10L234 11L233 8H230V7H229V8H226L227 12H228L230 15H229L228 13H227V14H228L229 16L233 17V18H234V16L231 15V14H232V13H230L231 11L229 12ZM243 9H245V8H243ZM246 9H247V7H246ZM251 9H253V8H251ZM169 10H170V8H169ZM169 10H166V9H165V10H163V12H164V13L167 12L168 14H169V13H170V14H174V12H173L172 10H171V11H172L173 13H171V11L169 12ZM213 10H214V11H213ZM254 10H255V8H254ZM217 11H218V12H217ZM221 11L224 13V14H222V15H223L225 18H223V16H221L220 20H218L217 18L220 17L219 15L222 13ZM224 11H225V10H224ZM250 11L252 12L253 10H250ZM250 11H249V10H245V12H250ZM206 12H207V13H206ZM220 12H221V13H220ZM217 13H219V14L217 15ZM252 13H254V11H253ZM252 13H251V14H247V13L243 14V13H242L241 16H245V17H246V15H247V16L249 17L250 15H251V16L253 15ZM59 14H62L63 17H65L66 14H67V17H68V18H66V19L63 18V17L61 18L62 15L60 16ZM208 14H209V16H211V17H208ZM227 14H225V15H227ZM58 15H59V17H60L61 19H63V21H62L60 18H57ZM205 15H206V16H205ZM214 15H215V16H214ZM240 15H239V16H240ZM231 17H230V18H231ZM236 17H237V21H236ZM248 17H247V18H248ZM38 18H39V17H38ZM227 18H226V19H227ZM233 18H232V19H233ZM243 18H244V17H243ZM250 18H251V17H250ZM57 19H60L62 22H61V23H60V22H56ZM28 20H29V21H28ZM39 20H40V19H39ZM49 20H50V21H49ZM52 20H55V21H52ZM60 20H59V21H60ZM245 20H247V19L245 18ZM48 21H49V23H48ZM64 21H65L66 23H65ZM174 21H175V20H174ZM193 21H194L195 23H193ZM248 21H250V20L248 19ZM248 21H246V22L248 23ZM224 22H223V23H224ZM231 22H233V23H231ZM246 22H245V23H246ZM32 23H33V22H31V24H32ZM34 23H33V25H32V28H31V29H28V30H31V31H30V33L32 34L31 37L34 36V35H36L35 33H36V29H37V28L34 30V27H35L37 24L39 25V23H37L36 25H35ZM58 23H60V24L58 25ZM64 23L66 24V26H65ZM213 23H215V26H213ZM237 23H238V24H237ZM249 23H250V22H249ZM15 24H16V25H15ZM26 24H28V23H26ZM29 24H30V23H29ZM29 24H28V26H29ZM31 24H30V26H31ZM201 24H202L203 26H200ZM14 25H15V26H14ZM22 25H21V26H22ZM34 25H35V26H34ZM60 25H61V26H60ZM62 25H63L64 28H62ZM182 25H183V24H181L180 26H182ZM184 25H185V26H184ZM184 25H183V26H184V28H186V29H184L183 31L187 30L186 23H184ZM211 25H212L213 27L209 28ZM250 25H251V23H250ZM30 26H29V27H30ZM183 26H182V27H183ZM197 26H198V28H197ZM221 26H224V24L221 25ZM245 26H246V27L248 26L247 28H248V30H250V29H249V28H250L249 25H245ZM37 27H38V29H39V26H37ZM41 27H42V26H41ZM57 27H59V28H57ZM60 27H61V28H60ZM171 27L173 28L172 25H171ZM176 27H178V25H177ZM225 27H226V26H225ZM234 27H235V28H234ZM172 28H171V30H172ZM179 28H180V27H179ZM208 28H209V29H208ZM236 28H237V29H236ZM240 28H242L241 25H240ZM18 29H19V28H18ZM20 29H21V28H20ZM25 29H26V28H25ZM25 29H24V30H25ZM60 29H61V30H60ZM191 29H192V27H191ZM197 29L204 30V31H205V30H208V31H207L206 33H205V32L203 33L202 31H198ZM220 29H222V28L219 27L218 30H217V29H216V30L219 31ZM22 30H23V29H22ZM26 30H27V29H26ZM33 30L35 31V33H33ZM214 30H215V28H214ZM38 31H39V30H38ZM58 31H59L60 33L63 31V32H62V38H64L65 45H63L64 43H63V44L60 43V42L63 41V39H61V35H60V37L58 36V35L60 34ZM178 31H181V30H178ZM183 31H182V32H183ZM197 31H198V32H197ZM237 31L234 32V33L232 32V37H233V35L239 33V32L237 33ZM14 32H15V34L13 35ZM199 32L202 33V34H204V35L199 34ZM208 32H209V33H208ZM250 32H251V30H250ZM23 33H24V32H23ZM23 33H22V34H23ZM26 33H27V32L25 31V34H26ZM69 33H70V34H69ZM170 33H171V32H170ZM170 33H169L168 35H169V36L171 35V38L174 39V37H173V35H172V33H174V32H172L171 34H170ZM241 33L243 34L244 31L241 32ZM19 34H21V33H19ZM25 34H23V35H25ZM179 34H180V33H179ZM9 35H12L13 37L10 38V37H8ZM15 35H16V36H15ZM71 35H72V34H71ZM180 35H182V33H181ZM29 36H30V35H29ZM29 36H28V37H29ZM187 36H189V35H187ZM235 36H236V35H235ZM235 36H234V37H235ZM240 36L242 37L243 35L240 34ZM135 37H136V36H135ZM237 37L239 38V34H238ZM16 38H17V40H16ZM59 38H60V39H59ZM171 38L169 37V39H171ZM187 38H188V39H187ZM199 38L201 39V37H199ZM235 38H236V37H235ZM245 38H246V37H245ZM245 38H244V39H245ZM8 39H10L13 43H12L11 41H9ZM13 39L16 40V41H15L16 43L14 42ZM169 39H167V40H168V41H167V44H169V41H171V40H169ZM176 39H177V38H175L174 40H176ZM232 39H233V38H231V41H232ZM236 39H237V38H236ZM236 39H233V41L236 40ZM34 40H35V39H34ZM36 40L38 41V38H36ZM40 40H41V38H40ZM40 40H39V41H40ZM174 40H172V41L170 42V46L172 47V49L174 48V50H173L174 52H179L178 48L180 49V47H181V46H184V45H183L182 43L179 44V45H177V44H176L177 41L175 42ZM39 41H38V42H39ZM150 41H151V40H150ZM154 41H155V42H154ZM154 41L151 42V43H153V46H154V43L158 45V42H161L160 40H154ZM198 41H199V42H198ZM210 41H211V42H210ZM216 41H217V40H216ZM233 41H232V42H233ZM236 41H237V40H236ZM240 41H241V40H240ZM240 41H239V42H240ZM31 42H33V41H31ZM42 42H41V43H42ZM194 42H196V41H194ZM209 42H210V43H209ZM214 42H215V43H214ZM9 43H10V44H9ZM34 43H35V42H34ZM43 43H42V44H43ZM59 43H60V44H59ZM212 43H213V44H212ZM7 44H8V45H7ZM12 44H13V45H12ZM17 44H19L20 47H19V45L17 46ZM24 44H27V42L24 43ZM24 44H22V47H23V48L21 47L22 50H23V49L25 48V46H26V45H24ZM171 44H173V45H171ZM189 44H190L189 47L187 46V44H186L184 47L187 46V47H188L187 49H190L191 43H189ZM192 44H194V43L192 42ZM195 44H196V43H195ZM198 44H197V45H198ZM210 44H212V46H211ZM238 44H239V43H237V45H238ZM240 44L243 46L244 42L242 43V41H241ZM9 45H10V46H9ZM14 45H15L16 47H15ZM23 45H24V46H23ZM29 45H27L26 47H28ZM47 45H50L51 47H49V46H47ZM62 45L65 46V50H62V49L64 48ZM157 45H155V49H156V46H157ZM159 45H161V44H159ZM174 45H175V47H173ZM202 45H203V46H202ZM207 45H210V47L208 48ZM215 45H216V46H215ZM241 45H238V47L241 46ZM12 46L15 48V50H14V48H13L14 51H11V50H12ZM46 46H47V47H46ZM60 46H61V47H60ZM178 46H179V47H178ZM229 46H230V47H229ZM43 47H44V48H43ZM62 47H63V48H62ZM167 47H168V46H167ZM176 47H177V48H176ZM184 47H182V48H184ZM192 47H193V45H192ZM192 47H191V48H192ZM211 47H213V48H212V51H214L215 48H216V49L218 48L217 50H216V49H215V50H216L217 52L220 51V53L217 54V52H216V54H217V55H216V54L214 53L215 51L212 52V51L210 50ZM214 47H215V48H214ZM50 48H51V49H50ZM61 48H62V49H61ZM159 48H160V47H159ZM175 48H176V49H175ZM182 48H181V50H185V49H182ZM198 48H197V49H198ZM220 48H221V47H220ZM223 48H224V49H223ZM239 48H243V47H239ZM26 49H27V48H26ZM40 49H41V50L43 49V51L41 52ZM46 49H47V50H46ZM59 49H60L61 52L63 51L64 54H65L64 51H66V54H65L66 56L61 57L62 55L60 54L61 52H59ZM193 49H194L195 52H197V49H196V50H195V48H193ZM199 49H198V50H199ZM206 49H207V50H206ZM9 50H8V51H9ZM28 50H29V49H28ZM156 50H158V47H157ZM167 50H170V49L167 48ZM176 50H178V51H176ZM191 50H192V49H191ZM17 51H18V53L20 54V56H17V55H19V54L17 53ZM11 52H12V53H11ZM13 52H14V54H15L16 57L14 56ZM15 52H16L17 54H16ZM22 52L27 53V51H25V50L22 51ZM171 52H172V51H171ZM180 52H181V53H180ZM180 52H179V55H180V56L178 55V53L176 54L178 57L183 56V55H181V54H183V52H182V51H180ZM188 52H189V51H186V53H188ZM198 52H199V51H198ZM5 53H6V52H5ZM190 53H191V52H190ZM213 53H214V54H213ZM225 53H226V52H225ZM22 54H24V53H22ZM30 54H29V55H30ZM64 54H63V55H64ZM170 54H172V53H169V55H170ZM184 54H185V51H184ZM226 54H227V53H226ZM228 54H227V58H228ZM26 55H27V56H26L25 58H28V56H29L28 53H27ZM34 55H35V57H36V54H34ZM43 55H44V56H43ZM58 55H59V57H61L60 59H62L60 62H59V60H58V59H59ZM173 55H175V54L173 53ZM176 55H175V56H170L171 61L173 60V59H172L173 57H175V58L177 57ZM201 55H202V56H201ZM218 55H220V57H219ZM235 55H236V56H235ZM239 55H240V54H239ZM241 55H242V54H241ZM185 56L187 57V55H185ZM185 56H184V57H185ZM199 56H201V58H199ZM208 56H207V57H208ZM7 57H8V58H7ZM45 57H44V58H45ZM65 57H66V58H65ZM210 57H211V56H210ZM234 57H237V59H235ZM21 58H22V57H21ZM63 58H64V60H63ZM67 58H68V59H67ZM182 58H183V57H182ZM205 58H206V57H205ZM215 58H214V59H215ZM5 59H6V60H5ZM10 59H11V61H10ZM66 59H67L68 61H67ZM176 59H177V58H176ZM179 59H180V58H179ZM183 59L185 60V58H183ZM186 59H187V58H186ZM207 59H209V58H207ZM210 59H211V58H210ZM210 59H209V60H210ZM16 60H17V61H16ZM20 60H21V59H20ZM20 60H19V61H20ZM181 60H182V59H181ZM181 60H179V61H181ZM199 60H198V63L201 64V63L199 62ZM209 60H208V61H209ZM211 60H212V59H211ZM230 60H231V59H230ZM7 61H8V62H7ZM26 61H27V62H26ZM63 61H66V62H63ZM204 61H205V60H204ZM35 62H34V65L36 64ZM58 62H59V63H58ZM61 62H62V63H61ZM181 62H182V61H181ZM19 63H20V62H19ZM25 63H26V66H25ZM28 63H31V64L28 65V67H27V64H28ZM237 63H238V64H237ZM17 64H18L20 67L22 66L21 71H20V70L17 71L18 69L15 68V66L18 67ZM187 64H188V62H187ZM187 64H186V65H187ZM1 65H2V64H1ZM169 65H170V66H169ZM169 65H168V66H169V69H170V67H171V63H170ZM186 65H185V66H186ZM23 66H24V68H23ZM35 66H36V65H35ZM37 66H36V68H37ZM49 66H50V65H49ZM166 66H167V63H166ZM185 66H184V67H185ZM55 67H56V66H55ZM229 67H230V68H229ZM18 68H19V67H18ZM30 68H31V67H30ZM36 68H34V69H36ZM46 68H48V67H46ZM220 68H221V67H220ZM220 68H218V69H220ZM41 69H44V68H42V67L39 68V67H38V70H37V69H36V70H37V71H40ZM54 69H55V68H54ZM56 69H57V68H56ZM167 69H168V68H167ZM171 69H172V68H171ZM171 69H170V72L172 71ZM223 69H224V68H223ZM228 69H227V70H228ZM232 69H234V67H233ZM30 70L32 71L33 68L30 69ZM30 70L28 69L27 71H29V73H30ZM45 70H46V69H45ZM45 70H44V71H45ZM48 70H49V68H48ZM48 70L46 71L47 73L49 72ZM50 70H51V68H50ZM186 70H187V68H186ZM186 70H185V72H186ZM188 70H189L190 72H192V69H190L189 67H188ZM188 70H187V71H188ZM227 70H226V72H227ZM237 70H238V69H237ZM27 71H26V72H27ZM41 71H42V70H41ZM163 71H164V73H168L167 70H166L167 72H165V70H163ZM195 71H196V72H195ZM215 71H216V70H215ZM218 71H219V70H218ZM221 71H222V68H221ZM221 71H219L218 73L223 74L224 71H222V72H221ZM230 71H232V70H230ZM22 72H23V71H22ZM52 72L54 73L53 69H52ZM52 72H50V73H52ZM170 72H169V73H170ZM172 72H173V71H172ZM179 72H181V70H180ZM194 72H195L197 75L199 74V75H200V76H199V78H200L199 80L202 81L203 84L205 83L204 85L202 84V85L204 86V87H203V88H204L203 90H205V89L207 88V85H208V84H206V80H207V82H208L207 77H206V80H205V76H204V78H203V74H202V72H199L198 70H194ZM194 72H193V73H194ZM216 72H217V71H216ZM234 72H235V73H234ZM234 72L232 71L233 75H231V73L228 72V74H230L229 78H227L228 75L224 73L223 75L225 76V77H224L225 80H224V78H222L223 75L218 74L217 77L220 79V82H222V83H217L219 79H218L216 76H214L215 79L217 78V80H216L217 82H215L214 78H212V76H213V75H212L211 78H210V79H211L210 81H211V84H212V85H210V84H209V85H210L211 87H213V88H211V87L209 86L211 89H210L209 87H208L207 89H208V90H211V91L213 90V91H212V93H211L210 91H208V93L210 92L211 94H214V93L216 92V90H217V92H218V89H220V86H221V89H222V88H223V89H222V90L220 89V90H221V91H220V94H216V95H218V98H224V97H225L224 95H226V97H227V95H228V96L230 95V96H229L230 99H231V98L233 99V98H234V96H233V95H234V93H233L234 90H233V91L231 90V89H232V86H233V84H231V82H232V80H233V82H234V79H235V78H236V81H238V82H237V85H238V86H237V85H234V86H237V87L240 86L239 88H241V86L244 85L243 89H244V92H245V89H247V87H248L249 84L247 83V81L244 80V78L247 79V78H248V77H247L248 74L245 76L246 73L244 74V73H243L244 71H241V72L244 74V76H245V77H244L243 74H240V73H239L240 71H236V70H234ZM237 72L239 73V75L237 74ZM18 73H19L20 76H18ZM23 73H24L23 75L26 76V74H27L28 72L25 74V71H24ZM32 73H33V72H32ZM32 73H30V74H32ZM41 73H42V72H40L39 74H41ZM50 73H48V74L50 75ZM57 73H58V72H57ZM162 73H163V72H162ZM164 73H163V74H164ZM173 73H174V72H173ZM187 73H188V72H187ZM247 73H248V71H247ZM35 74H36V73H35ZM35 74L33 73L32 76H29V78L32 77V78L34 79V78L36 77ZM37 74H38V73H37ZM42 74L44 75V72H43ZM48 74H47V75H44V77H45L46 79H47L46 76H49ZM54 74H55V73H54ZM54 74H51V75H54ZM163 74H162V76H163V77L165 76V77L167 78V74H164V75H163ZM188 74H189V73H188ZM196 74H195V75H196ZM23 75H22V76H23ZM28 75H29V74H28ZM60 75H61V74H60ZM60 75H59V76H60ZM168 75L170 76V75H172V73H171V74H168ZM173 75L176 76L177 74L174 73ZM185 75H187V74H185ZM216 75H217V74H216ZM220 75H221V77H220ZM234 75H235V77L233 78ZM237 75H238V76H237ZM240 75H241V76H240ZM34 76H35V77H34ZM39 76H40V75H39ZM59 76H58V78H59ZM26 77H27V76H26ZM26 77H25V78H26ZM37 77H38V75H37ZM49 77H50V76H49ZM49 77H48V78H49ZM51 77H52V76H51ZM51 77H50V78H51ZM56 77H57V76H56ZM61 77H62V75H61ZM165 77H164V78H165ZM172 77H173V78H172ZM172 77H171V81L175 78L174 76H172ZM184 77H185V76H183V78H184ZM237 77H238L240 80H241L242 77H244V78L242 79L243 82H242V81H239V79H238ZM240 77H241V78H240ZM58 78H57V79H58ZM166 78H165V79H166ZM194 78H196V77H194ZM226 78L229 79V80H231V82H230V81L225 82V81L227 80ZM20 79H23L24 81H23V80H20ZM37 79H38V78H36V80H37ZM51 79H53V78H51ZM59 79H60V78H59ZM167 79H168V78H167ZM192 79H193V78H192ZM192 79H191L190 82H189V81H188V82L186 81V82L189 84V86L194 85V84L197 85V83H196L197 81H196L195 79H193V80L196 81V82H195V81H193ZM237 79H238V80H237ZM36 80H35V81L33 80V81L36 83V82H37ZM39 80H40V78H39ZM168 80H169V79H168ZM181 80H182V79H181ZM204 80H205V81H204ZM247 80H248V79H247ZM6 81H5V82H6ZM19 81H20V83H18ZM26 81H27V80H26ZM33 81L31 80L32 83H34ZM118 81H120V80H118ZM210 81H209V83H210ZM121 82H123V81L121 80L119 83L117 82V85L119 86V85L121 84ZM169 82H170V80H169ZM179 82H180V81H177V83H176V81H175V79H174V80L171 82V84H172V83L175 84L174 86L178 89V88H179V85H178ZM186 82L183 81V83H186ZM193 82H194V84H193ZM228 82H230V83H228ZM233 82H232V83H233ZM24 83H25V84H24ZM24 83H23V84L26 85V82H24ZM180 83L183 84L182 82H180ZM190 83H192V84L190 85ZM198 83H200V86H202V85H201V82H198ZM216 83H217V84H221V85H218L219 88H218V86L216 85ZM240 83H241V85H240ZM242 83H243V84H242ZM8 84H9V83H8ZM15 84H16V85H15ZM21 84H20V86H22ZM122 84L124 85V83H122ZM167 84H168V83H167ZM222 84H223V86H222ZM224 84H225L226 86H225ZM227 84H229L228 87H227ZM230 84H231V87H230ZM247 84H248V85H247ZM3 85H4V84L0 85V87H1V86H2V87H6V86H7L6 84H5V86H3ZM123 85H121V86H122L121 88L124 87ZM185 85H186V84H185ZM196 85H195V86H196ZM205 85H206V88H205ZM9 86H10V88H14V86L12 87V85H10V84H9ZM9 86H8V88H9ZM118 86H116V88H117ZM180 86H181V85H180ZM183 86H184V85H182V92H180V93H185V92H183V88H184V90H186V91L188 90V88L186 89V87H189V86H184V87H183ZM198 86H199V84H198ZM198 86H196L195 88H194V87H191L190 90H189L188 92H186V93H187V94L189 93V95H190V91L193 90V88L196 89V91H200V90H197V89H199V87H200V86H199V87H198ZM2 87H1V88H2ZM16 87H15V89H16ZM215 87H216V88H215ZM226 87H227V90H226ZM229 87H230V88H229ZM116 88H115V89H116ZM118 88H119V87H118ZM121 88H120V89H121ZM217 88H218V89H217ZM224 88H225L226 92H227L228 90H230V91H232V92L228 91V92H227L228 94H226V92L224 91ZM228 88H229V89H228ZM235 88H236V87H235ZM239 88H237L236 90H238ZM4 89H5V88H4ZM4 89H3V90H4ZM120 89H119V90H120ZM174 89H175V88H174ZM177 89H176V91H177ZM201 89H202V88H201ZM214 89H216V90H214ZM243 89H242V90L239 89V90H240V91H243ZM8 90H9V89H8ZM0 91H2V89H1ZM12 91H14V90L11 89V93H10V90H9V93H8V94H12V93L14 94L15 91H14V92H12ZM115 91L117 92L118 90L116 89ZM120 91H121V90H120ZM194 91H195V90H194ZM205 91L207 92V90H205ZM205 91H201L200 93L205 92ZM214 91H215V92H214ZM222 91H223L222 94H224V92H225V94H224L223 96L221 95V92H222ZM17 92H18V91H17ZM206 92H205V93H206ZM213 92H214V93H213ZM217 92H216V93H217ZM244 92H242V93H244ZM0 93H3V91L0 92ZM4 93H5V92H4ZM4 93H3V96H4ZM114 93H115V92H114ZM205 93H204V94H205ZM229 93H233V95L231 96V94H229ZM235 93H236V91H235ZM237 93H238V91H237ZM240 93H241V92H240ZM5 94H6V93H5ZM8 94H7V95H8ZM197 94H199V92H198ZM18 95H19V94H18ZM205 95H206V94H205ZM207 95H208V94H207ZM207 95H206V96H207ZM3 96L1 95L0 98L3 97ZM200 96H201V95L199 94V96H197V97L199 98ZM203 96H204V95H202V97H203ZM208 96H209V98H211V97H210V94H209ZM10 97H11V98H10V99H11L10 101L13 102V100H14V99L12 100L13 96H10ZM16 97H17V96H16ZM16 97H14V98H16ZM177 97H178V96H177ZM188 97H190V96H188ZM188 97H187V96H186V97L184 96V98L180 97V100H179V101L182 103V100H181V99H185V98L188 99ZM191 97H192V96H191ZM197 97L195 98V100H198ZM204 97H205V96H204ZM229 97H228V99H229ZM205 98H206V99H209V98H207V97H205ZM3 99H4V98H3ZM5 99H7L6 96H5ZM16 99H17V98H16ZM16 99H15V100H16ZM172 99H173V98H172ZM172 99H171V100H172ZM174 99H175V97H174ZM178 99H179V98H177V100H178ZM187 99H185V100H187ZM190 99H191V98H190ZM192 99H193V100H192ZM192 99H191V100L188 99V104L191 103V105H188L186 102H184V103H186L185 108H187L188 110H190L189 113H187V114L185 113V112H187V110L185 111L184 105H182L183 103L181 104V103L179 102V106H178L176 103H175V104H176V107H177V106L179 107V108L177 107L178 109H180V106H181V107L183 106V109H184V110L181 108L182 111H183V113L189 116V119H188V120H187V118H186V120H187L186 122H189V121H190V118H192L194 121L192 120L191 122L195 124V123H196L195 120L198 122V121H199V119H198L199 117L197 116V117H198V118H197V117L195 116L194 113L197 112L196 115L198 114V110H200L198 107H199L201 104H198L199 101H197L198 103H196V105H199V106H194V107H192V106L195 104V103H194V102H195V101H194V97H193ZM202 99H203V98H202ZM202 99H200V101H201ZM7 100H9V99H7ZM169 100H170V99H169ZM185 100H183V101H185ZM2 101H3V103H6V102H4L5 100H2ZM189 101H191V102L189 103ZM0 102H1V100H0ZM7 102H8V101H7ZM12 102H11V103H12ZM15 102H16V101H14L13 103L15 104ZM174 102H175V101H173L172 103H174ZM177 102H178V101H177ZM205 102H206V101H205ZM13 103H12V104H13ZM170 103H171V102H170ZM200 103H201V102H200ZM0 104H1V103H0ZM6 104H7V103H6ZM9 104H10V102H9ZM180 104H181V105H180ZM202 104H204V103H202ZM1 105H2V106H5V109H4V111H3V112H5V110H6V105H4V104H1ZM10 105H11V104H10ZM10 105H9V106H10ZM171 105H172V104H171ZM2 106H0V107L2 108ZM7 106H8V104H7ZM12 106H13V105H12ZM12 106H11V107H12ZM187 106H189V107L191 106L190 108H192V109L194 108V113H193V110L189 109ZM172 107H174V106H172ZM195 107H196L197 109H195ZM1 108H0V109H1ZM7 108H8V107H7ZM13 108H14V107H13ZM174 108H175V107H174ZM204 108H205V107H203L202 109H204ZM8 109H9V108H8ZM8 109H7V110H8ZM171 109H173V108H171ZM11 110H14V109H10V112H12ZM175 110H176V108H175ZM184 111H185V112H184ZM0 112H1V111H0ZM3 112H2V113H3ZM2 113H1V114H2ZM190 113H191V114H190ZM184 114H183V116H185ZM193 114H194V115H193ZM191 115H192V117H191ZM1 116H2V115H1ZM4 116H5V115H4V113H3L2 121H1L2 123H1L0 127H1L2 125H4V123L6 124V121H5V120H6V117H4ZM194 116H195V117H194ZM3 117H4L5 119H4ZM195 118H196V119H195ZM3 119H4V120H3ZM197 119H198V120H197ZM183 120H184V119H183ZM3 121H4V123H3ZM184 122H185V120L183 121V123H184ZM191 122H189V124H190L191 126H192V125H193V126H196V124L194 125V124H192ZM205 122H206V121H205ZM203 123H204V122H203ZM189 124H184V127L187 126V125H189ZM190 125L188 126V130H190V131H192V132L189 133V131L186 129L187 127H186L185 129H182V130H181V129H179V127L177 126L178 129H176V130H178L179 132L176 131V133H175V135H176V136H179L180 139H181V140H179V145H182V146L186 147L185 144L187 143V144H188V145H187V149H189V151H190V148H191V147H192V149H193V146H194V145L188 147V146H189V140H190V137H189V140H188V142H187V140L185 141V139H186L187 136L185 137L184 135H185V134H188V135H189V134H190V135L192 134V136H194L193 133H194V130H195V129H194V130H191V129H193L194 127L192 128ZM204 125H205V126H204ZM206 125H208V124L204 123L202 126H204V128H205ZM180 126H183V124L180 125ZM199 126H200V124H199ZM199 126H198V128H199ZM202 126H201V127H202ZM177 127H176V128H177ZM184 127H180V128H184ZM190 127H191V129H190ZM1 128L3 129V127H1ZM4 128H5V127H4ZM196 128H197V127H196ZM206 128H207V127H206ZM225 129H226V128H225ZM4 130H6V129H4ZM180 130H181V131H183V130H184V131L187 130L188 133L185 131V134L183 135V136H184V137H183V136H182L183 133H181ZM201 130H202V132H201V131H200V132L203 133V129H201ZM198 131H199V130H198ZM198 131L196 132L197 135L194 136L196 141H198V140H200V139L202 140V138H200V137H202L203 134H201V136H200V133H199V136H198ZM208 131H209V130H208ZM226 131H227V129L225 130V132H222V133L216 134V135H218V136H217L218 139H215V138H214V139H215L216 141L218 140L217 142H218V144H219L222 148H223V145H224V144H222L223 141H225V142H226V141L229 142V143H230L231 150L233 151V149H232L233 141L231 140L233 137L230 138V136L227 134ZM0 132L2 133L3 131H0ZM237 132H238V131H237ZM1 133H0V137L2 136ZM180 133H181V134H180ZM228 133H229V132H228ZM230 133H231V132H230ZM204 134H205V137H208V138H209V135H210L211 133H210V134L208 133V135H207V132L204 130ZM224 134H226V136H227V135H228V136L226 137V136H224ZM231 134H232V133H231ZM238 134H239V133H238ZM3 135H4V132H3ZM166 135H167V137H168V138L166 139V141H167V140H169L170 136H168L167 133H166ZM211 135H212V134H211ZM214 135H215V134H214ZM214 135L210 136V139L212 140V143H211V144H213V148L216 149L215 151H218V150L220 149V146H219L217 143H216V146L218 145L219 147L217 146V147H218V148H217V147L214 146V143H215L214 141H215V140L212 139ZM231 136H232V135H231ZM179 137H177V138L175 137L176 140H175V139H172V137H171V139H172V140H175V141H173V142H175V144H178V143H177V142H178L177 140L179 139ZM194 137H193V138H194ZM198 137H199L200 139H199ZM205 137H204V138H205ZM211 137H212V138H211ZM217 137H216V138H217ZM224 137H225V138H224ZM228 137H229V138H228ZM164 138H165V137H164ZM196 138H198V140H197ZM208 138H207V140H208ZM187 139H188V138H187ZM210 139H209V141L211 142ZM191 140H192V139H191ZM201 140H200V141H201ZM204 140H205V139H204ZM207 140H206V142H207ZM213 140H214V141H213ZM136 141H137V140H136ZM166 141L164 140V142H166ZM176 141H177V142H176ZM181 141H182V142H181ZM200 141H199V142H200ZM202 141H203V140H202ZM202 141H201V142H202ZM180 142H181L182 144H181ZM192 142L195 143V141H192ZM206 142H205V141H204V143L202 142V144H201L202 147H201L200 149L204 150V149H203V145L205 144V146H207L206 144L209 143V142H207V143H206ZM219 142H220V143H219ZM168 143H170V141L166 143V146H165V147H168V146H169L170 148H172V147H174V146H175V147L177 146V145H175L174 143H173L172 145H171V144L168 145ZM252 143L254 144L255 142H252ZM164 144H165V143H164ZM211 144L209 143V145H208L210 149H209V148H206L205 151H204L202 154H204V155L206 154V156H208V154H211V153H212V149H211L212 146H211ZM253 144H252V145H253ZM179 145H178V146H179ZM190 145H192L191 142H190ZM201 145H200V146H201ZM254 145H255V144H254ZM163 146H164V145H163ZM171 146H172V147H171ZM178 146H177V147H178ZM182 146H181V148H184V147H182ZM198 146H199V143H197V148H198ZM210 146H211V147H210ZM255 146H256V145H255ZM169 147H168V148H169ZM233 148H234V147H233ZM254 148H255V147H254ZM175 149H177V148H174L173 151H172V150H171V151L169 150L170 153H171V152H175V151H176ZM184 149H185V148H184ZM187 149H185V150H187ZM174 150H175V151H174ZM198 150H199V149H198ZM202 150H201V152H202ZM206 150H208V151H207L208 153L206 152ZM169 151H168V149H167L166 153H167V152L169 153ZM199 151H200V150H199ZM209 151H211V152H209ZM190 152H191V151H190ZM201 152H200V153L198 152V153L201 155ZM233 152H234V151H233ZM245 152H248V151H245ZM234 153H236V152H234ZM199 154H197V152H196L195 155H199ZM242 154H244V153H242ZM242 154H241V155H242ZM200 155H199V156H200ZM234 155H235V154H234ZM236 155H237V154H236ZM199 156H198V157H199ZM221 156H222V155H221ZM243 156H245V155H243ZM254 156H255V155H254ZM196 157H197V156H196ZM201 157H202V159H204V156L201 155V156H200V159H201ZM239 157H240V153H239ZM205 158H206V157H205ZM222 158H223V156H222ZM222 158H221V160H222ZM240 158H242V156H241ZM240 158H238V159L240 160ZM247 158H249V160H251V158L253 159V156H252L251 158H250V157H247ZM255 158H256V157H255ZM197 159H198V158H197ZM200 159H199V161H200ZM238 159H237V160H238ZM256 159H257V158H256ZM237 160H236V161H237ZM242 160L247 161L248 159L244 158V159H242ZM196 161H197V160H196ZM203 161H204V160H202V162H203ZM197 162H198V161H197ZM221 162H222V161H221ZM221 162H220V163H221ZM237 162H238V161H237ZM239 162H240V161H239ZM249 162H250V161H247L246 163L249 164ZM254 162H255V160H254ZM222 163H223V162H222ZM224 163H225V162H224ZM224 163H223V164H224ZM243 163H244V165H245V162H243ZM240 164H241V163H240ZM186 165H187V164H186ZM186 165H185V167H186ZM252 165H254V167H255V164H254V163H253V164H250V166H252ZM221 166H222V164L220 165V167H221ZM225 166H226V164H225ZM181 167H182V166H181ZM181 167H180V168H181ZM183 167H184V166H183ZM183 167H182V169H183ZM185 167H184V168H185ZM192 167H193V166H191V169H193ZM223 168H224V165H223ZM225 168H226V167H225ZM185 169H187V167H186ZM255 169H256V167H255ZM187 171H188V170H187ZM189 171H192V170L189 169ZM178 172H179V171H178ZM185 173H186V171H185ZM174 174H175L174 177H175L176 179H178V178H177L178 176H177L176 171H174ZM190 174H192V172H191ZM190 174H188V178H189V175H190ZM178 175H179V174H178ZM176 176H177V177H176ZM186 176H187V173H186ZM190 176H192V175H190ZM173 179H174V178H173ZM169 180H170V179H169ZM174 181H176V180H174ZM171 182H172V181H171ZM171 182H170V183H171ZM205 197H206V196H205ZM205 197H204V198H205ZM243 197H244V196H241L239 199H237V200L235 201V204H237L238 206H239L242 202H243L244 204H247V199H245V198H243ZM214 198H216V195H215V197H213V200H215ZM242 198H243V199H242ZM216 199L218 200L219 198H216ZM202 200L205 201V199H202ZM213 200H212V201H213ZM221 200H222V202H220ZM208 201H210L209 198H208L207 202H208ZM218 201H219V204L217 203ZM218 201H216V203H217L218 205H224V204H221V203H224V202L226 203V202H227V206L224 205V209H225L224 211H225V212L227 211L226 208H227V209L229 208L228 210H230V213H229V214H228L227 212L225 213V212L223 211V212H224L223 215H220V216L224 217V219L226 220V218H225L226 215H225V214H227V215H231V216L228 217V218H230V220H231V217H232V218L235 220V222L237 223V220H239V219L237 218V216H236V215L238 214L237 211L239 210V213H241V212L243 211V210L241 209L242 207L240 206V207H239L240 209H239V208L237 207V205H236V207L238 208V210H236L237 208H236V209H235V208H232V207H234L233 205H235V204H232V203H231L232 205H230V203H228V202H230L231 200H227L226 198H225V199H224V198H220V200H218ZM201 202H203V201H201ZM203 203L206 204V201L203 202ZM213 203H215V201H213V202L210 203V204H213ZM217 204H214V207H217V208L213 209L214 207H212V208L209 207L210 210L207 209V206H204V204H200V206L202 207V208H200V209H201L202 211H201L200 209H198V213H199V210H200V213L202 214L203 210L205 211V208H206L205 213H206V212L208 213V211H210V212L212 213L211 210H215V211H216L217 209H219V211H220L221 208H223V207L220 206V208H219L218 206H216ZM207 205H208V203H207ZM228 205H229V207H228ZM209 206H211V205H209ZM225 206H226V207H225ZM230 206H231V208H230ZM243 206H244V205H243ZM198 208H199V207H198ZM245 208H246V210L244 211L245 213L243 212V214H239L238 217L240 218L241 215H245V214H246V218H245V219H248V222H250L249 220H251V216H250V214H249V211H247V205L245 206ZM234 209H235L236 213H235ZM222 210H223V209H222ZM134 211H136V210H134ZM134 211L132 210V212H134ZM171 211H172V210H171ZM171 211H170V214H171L170 216H173V217L175 216V218L172 217L173 219H171V222H170V223H174V221H176V220L178 219V218H176V216H177V217H181V216H182V215H181V212H182V211H181V210H173V213L176 211L175 214L177 213L178 215H175V214L173 215ZM215 211H214V212H215ZM217 211H218V210H217ZM217 211H216V214L213 212V216H212V217H211V215H212L211 213L207 214V217H208V215H210V217H211V220L209 219V220L211 221V222H210V224H211V228H210V229H207V231H208V230H210V231L212 230V231L214 232L213 235H215V236H214V238H215L214 246H215V247L213 246V244H211V243L209 244L211 248H212V246H213L215 249L212 248V249H209V250H214L216 253L213 255V253H214L213 251H210L211 253H208L209 250L206 249V254H207V253H208V254H212L215 258H217V260H216V261H217V264H218V263H219V264H226V263L231 264V263H233L232 260H234V259H232V260L229 262V261H226V260H225V259L227 258L226 254H224V258H223L221 255H218V253H219V248L217 247L218 249H216V245H217L216 241H218L219 238H220V236H222V235H224V234H225L224 237H225V238H228V236H227L228 233L226 234V230H228V231L230 232V230H232V228H233L232 231H234V230H236L235 228H236V227L238 228L239 226H238L234 221H232V220H233V219H232L231 221L234 222V223L236 224V227H235V224H234L233 227H232L231 224H230L231 228H230V226L228 227V225H227V227L224 228V229H225V233H224V234H223V233H222V234L220 233L221 235H220L219 238H218V234H219V232H218V234H217V231L220 230V229L216 230L217 227H215L216 225L214 224V222H212L213 220L215 221V219H213L214 215H215V218H216V215L219 214V211H218V213H217ZM84 212H85V211H84ZM88 212H90V211H87V213L85 212V213L83 214V216H84V217H83V220L86 222L85 225L87 224V226H89V224H91V222H92L93 220L96 219V218H95V219L92 218V216L95 217V214H94V213H92V215H91V214H88ZM132 212H130V214H132L133 217L130 216V214H129V215L127 214L128 216H130V217L132 218L131 221H130V223L127 221V225H126L125 223H123V222H125V217H124V215H126V214L123 215L124 219H122L123 217L120 215L122 218H121V220H118L119 223H121V224L123 223V224H125V225L128 227V228H127L125 225H123V226L125 227V228L123 227L124 229H122V227H120L122 230L125 231V232L123 231V233H124L126 236H124V234L122 235V234L120 233L121 229L119 228L118 230H120V231H119L120 234H119V235L117 234V235H118L119 237H120V235H122V237H123V236H124V237H123V238L120 237L121 239H120V238H117L118 236L116 235V233H118V232L115 231V230H117V229L113 230V232H114V231L116 232V233H113V232H112V229L110 228V227H112L111 225L115 226V225L113 224V222L110 223V225L108 226V228H110V229H111V232H112V234H110V235H112V236H113V234L116 235L115 238L118 239V240H116V241H119V240L121 241V240H123L125 237H126V238L128 237L127 240H129V238H131V239H132V242H133L132 244L134 245V246L132 245V247H133V248L135 247L134 249H131V247H130L131 251L133 250V251H135V252H136V251L140 252L141 249L144 250L145 247H148V244H149L150 242L148 243V241H145L146 238H145L144 240H141V237H143L141 234H140V236H139L140 239L137 237V238L135 239V241H133V238H132L133 236H131V237L128 236V235H129V233H128L129 230H126V229H129V228L132 226V225H131V222H133L132 224H134L133 227L135 226V227L138 228V226H141L140 224L135 223V221H134V220H135L134 218H136V220L138 219V218L135 217V216H136L137 214H140V213H135V212H134V213H135V216H134ZM150 212L152 213V215H153V212L156 213L155 211H153V212H152V211H148V214H145L146 216H144V217H148V215H149ZM194 212H195V211H194ZM194 212L191 213V214H193L192 216H194V217H196V218L199 217V218L201 219V218H203V216H206V215H203V214H202L203 216H201L200 213H199V214L197 213L198 216H196L197 214H195L196 212H195V213H194ZM220 212H221V211H220ZM146 213H147V212H146ZM151 213H150V214H151ZM179 213H180V214H179ZM257 213H259V212H256V214H257ZM85 214H88V218L90 217L88 220H87V218L85 219V217H87V215H85ZM119 214H123V213H119ZM191 214H190V215H191ZM220 214H221V213H220ZM260 214H261V212H260ZM89 215H91V216H89ZM103 215H104V214H103ZM107 215L110 217L109 214H107ZM117 215H118V214H117ZM154 215L156 216V214H154ZM154 215H153V216H154ZM157 215H158V214H157ZM160 215H161V213L158 215V217H155V219H154V218H153V219L156 220V218H157L156 221L159 222V219H158V218L160 217ZM168 215H169V214H167V216H168ZM139 216H141V215H139ZM149 216H150V215H149ZM192 216H191V217H188L190 223L195 222V221H193L195 218L193 219ZM200 216H201V217H200ZM220 216H219V219H221ZM261 216H263V218H264V214H263V215H260V217H261ZM106 217H107V216H106ZM114 217H115V215H114ZM116 217H118V216H116ZM141 217H143V216H141ZM150 217H151V216H150ZM150 217H148V218L150 219ZM182 217H183V216H182ZM226 217H227V216H226ZM241 217H242V216H241ZM258 217H259V216H258ZM99 218H101V220H102L103 216L101 215V217H100V215H99ZM167 218H168V217H167ZM199 218H198V219H199ZM204 218H205V217H204ZM263 218H262V219H263ZM91 219H92V221L90 222ZM97 219H98V218H97ZM97 219H96V220H97ZM104 219H105V218H104ZM104 219L102 220L103 223L105 222ZM113 219H114V218H113ZM117 219H120V217L117 218ZM117 219H116V218L114 219V220H115V223L118 222ZM133 219H134V220H133ZM141 219H142V218H141ZM144 219H145V220H144ZM144 219H143L142 221H145V222H146V219H147V218H144ZM153 219H152V220H153ZM169 219H170V217H169ZM169 219H168V220H169ZM192 219H193V220H192ZM217 219H218V218H217ZM222 219H223V218H222ZM222 219H221V220H222ZM224 219H223V221H224ZM240 219H244V217H243V218H240ZM245 219H244V220H245ZM96 220H95V222H96ZM152 220H151V221H152ZM173 220H174V221H173ZM202 220H203V219H202ZM221 220H220V222H221ZM252 220H253V223H254V222L259 223L257 220H254L253 217H252ZM252 220H251V221H252ZM88 221H89V224L87 223ZM121 221H122V222H121ZM151 221H147V222H149L148 224L146 223V224L148 225V227H150V228H151V226H153V221H152V225L150 224ZM156 221H155V222H156ZM165 221H166V219H165ZM172 221H173V222H172ZM198 221H199V220H198ZM259 221H260L261 223H264V222H262L261 220H259ZM95 222L93 221L92 224H91L92 226H90V227H88V228H87V226L85 227V225H83V226H84L83 228H85V229H83V233H84V234H86V232H87L88 234L91 232V233H90V236L88 235V236H89V241H88V237H86L87 240L85 239V237H84L85 235H84V234H83L81 237L79 236L80 238L78 239V240H79V243L81 244V245H79V244H78V245L80 246V248H81V246L83 247V248H81V250H82V249H83V251H86V250H87V251H86L87 253H86V252H84V253H86V255L88 254V255L86 256V258H85L84 255L81 256L80 258H81V259L83 258L82 260H84V262H85V260H87V262H89V264H95V261H93V258H95V257H93L95 253L98 252V254H96V255H97V257H100V255L103 254V253L105 252V250H106V252L109 250V247H107V246L105 245L106 242L109 241V239H110L111 242H112V241L114 242V240H115V238H114V240L111 239L110 236H109L110 238L106 237V235L104 234V232L101 230V232L99 231V233H101L103 236L105 235V237L107 238V239H104V238H103L104 240L102 239V241H105V240H108V241H105V243L103 242V245H101V243L99 242L101 246H105L104 248L101 247L102 250H101L100 246H99L100 249L98 248V246H97V243H98V242H97V241H96V242H97L96 245H94V244H95V243H94V242H95V239H98L97 237L100 236V235H98V236H96V238H95V236L92 235V234L96 233V232H94V231H95V230H94L95 225L93 224V223H95ZM97 222L100 223L101 221L98 220ZM97 222H96V224H97ZM136 222H139V223H140L141 220L139 221V219H138ZM167 222L169 223V221H167ZM167 222H165V223H167ZM200 222H201V220L199 221V223H200ZM215 222L218 224L217 226H219V227L222 225V224L219 225L220 222L218 223L217 220H216ZM77 223H78V222H77ZM80 223H81V222H80ZM80 223L78 224V226L81 225ZM195 223H196V222H195ZM222 223H223V222H222ZM229 223H230V222H228L227 224H229ZM83 224H84V223H83ZM100 224H101L102 226H104V224H102V222H101ZM107 224H108V223H107ZM121 224H120V225H121ZM135 224H136V225H135ZM142 224H144V226H145V223L142 222ZM149 224H150L151 226H150ZM156 224H157V222L155 223L154 226H156ZM193 224H194V223H193ZM202 224H203V223H200V225H202ZM225 224H226V222L224 221V225H225ZM93 225H94V226H93ZM98 225H99V224H98ZM101 225H100V226H101ZM167 225H169V224H167ZM170 225H171V224H170ZM200 225H199V226H200ZM257 225H258V224H257ZM117 226L119 227L118 224H117ZM171 226L174 228L173 225H171ZM194 226H195V225H193V227H194ZM250 226L253 227V226H255V225L250 224ZM96 227H97V226H96ZM96 227H95V229H97ZM118 227H116V228H118ZM135 227H134V228H135ZM141 227H142V226H141ZM141 227L138 228L139 232H140V228H141ZM145 227H146V226H145ZM145 227H144V228L142 227V229H145ZM148 227H147V229H148ZM221 227L223 228V226H221ZM234 227H235V228H234ZM255 227H256V226H255ZM255 227H254V228H255ZM259 227H260V225H259ZM99 228H100V227H99ZM112 228H113V227H112ZM240 228H241V227H240ZM245 228H246V230H247V228L250 229L251 227H249L248 225H245ZM68 229H69V228H67V231H68ZM87 229H88V230H87ZM89 229L92 230V231H90ZM147 229H145V230H147ZM151 229H152V228H151ZM153 229H154V228H153ZM64 230H66V229H63V230L59 229L58 232L63 231L65 234L61 232V233H62V236H65L66 233L68 234V232H65ZM69 230H70V229H69ZM86 230H87V231H86ZM97 230H98V229H97ZM130 230H132V231H130V235H134V234L136 233L135 231H137L136 228H135V229L131 228ZM133 230H134V232H135L134 234H132V233H133ZM197 230H198V229H197ZM199 230L202 231V229H199ZM237 230H238V229H237ZM244 230H245V229H244ZM88 231H89V232H88ZM127 231H128V232H127ZM148 231L150 232L151 230L148 229ZM207 231H204V230H203V232H201L200 234H201V235H202V234L205 235ZM228 231H227V232H228ZM252 231H253V230H252ZM252 231H251V230H247V233H248V235H250V237H253V236H254V235H253L254 233L257 234V231L255 232V230H254V233H253V234H252ZM92 232H93V233H92ZM111 232H110V233H111ZM121 232H122V231H121ZM139 232H137L136 234H138ZM141 232H142V231H141ZM143 232H144V230H143ZM143 232H142V233H143ZM146 232H147V231H146ZM151 232H153V231H151ZM157 232H158V231H157ZM157 232L154 231V232H153L154 234L152 233V235L155 236V234H156ZM213 232H212V233H213ZM61 233H59L58 235L60 236ZM107 233H108V232H107ZM147 233H148V232H147ZM147 233H144V234H146V236H147ZM243 233H244V235H245V232H244V231H243ZM69 234H70V233H69ZM69 234H68V236H69ZM158 234H159V232H158ZM158 234H157V235H158ZM167 234H168V233H167ZM194 234H195V233H194ZM200 234H199V232H198V235H197V236H201ZM208 234H210V233L208 232ZM208 234H207V235H208ZM229 234H231V233H229ZM86 235H87V234H86ZM95 235H96V234H95ZM108 235H109V234H107V236H108ZM138 235H139V234H138ZM186 235H187V236H185V237H188V233H187ZM191 235H192V233H191ZM257 235H258V237L260 238V237L262 236V235H261V231H260V233H258ZM257 235H255V237H257ZM66 236H67V235H66ZM71 236H72V235H71ZM73 236H74V232H73ZM91 236H93V237L95 238V239H94V242H93V238H92ZM134 236H135V235H134ZM168 236H169V235H168ZM172 236L174 237L175 235H174V234L172 235V233H171V237H172ZM176 236H177V235H176ZM189 236H190V235H189ZM197 236H196V237H197ZM208 236H209V235H208ZM208 236H207V237H208ZM246 236H247V235H246ZM82 237H84V238L82 239ZM90 237H91L92 239H91ZM100 237H101V236H100ZM144 237H145V236H144ZM196 237H194L195 239L193 238V239L195 240L194 244L197 243ZM202 237H203V236H202ZM207 237H205V238H207ZM210 237H212V236H210ZM210 237H209V240L211 239ZM224 237H223V238H224ZM250 237H249V239H250ZM126 238H125V240H123V243H122V241H121V243H122L123 245H124L125 243H128V242H126V241H127ZM169 238H170V237H169ZM175 238H176V237H175ZM189 238H191V237H189ZM189 238L187 239V241H190V242H191V240H190ZM245 238H246V237H245ZM253 238H254V237H253ZM81 239H82V240H81ZM84 239H85V240H84ZM137 239L139 240V242H140V241H143L142 244H141V246L143 245V247H140V245H139L140 243H139V242H138L139 244H137L138 246H136V241H137ZM172 239H173V238H172ZM197 239H198V238H197ZM255 239H257V238H255ZM27 240H29V239H27ZM90 240H92V244H90V242H91ZM173 240H174V242H169V241H171V240L168 241L169 243L167 242V243L170 245V250H171L172 248H174V250L172 249V251H171V252H173V253L169 252V253H171V254H174V256L171 255V254H169V255H171V256H173V257H170V256H168V255H167V256H168V257H167L165 254H162V253H161V252H162V249H160V250H161V251H160V250H158L159 248L157 249V250H158L157 252H159V253L154 252V249H155L154 247H155L156 244L151 248L152 251L156 254L155 257L159 259V256H160V258H161V256H162L163 258H161V259H167V258H169L170 260H171V258H173V259L175 258L176 261H177L178 258H179V261L181 260L180 262H181L182 264H187V262L189 261V258H190V257H188L187 255H188V254L190 255V253H188V254L186 255L187 252H185V254H183V255H186V257H188V259H187L185 256H183V258L178 257V256L176 255V252H177L176 248H177L178 251H179L178 245H179V247H181L183 244H175V243H176L175 240L177 241V239H173ZM204 240H205V239H203V241H204ZM209 240H207V241H209ZM221 240H223V239L221 238ZM221 240H220V241H221ZM245 240H247V239H245ZM250 240H251V239H250ZM253 240H254V239H253ZM253 240H251V241H253ZM23 241H24V240H23ZM110 241H109V242H110ZM120 241H119V243H120ZM124 241H125V242H124ZM198 241H201V238H199ZM212 241H213V240H212ZM248 241H249V240H248ZM248 241H246V242H248ZM251 241H249L248 243H249V244H251V243L253 244V243H254V244H253L254 246H252V244H251V246H252V247H255V245H256L255 242H256V241H255V240H254L253 242H251ZM26 242H27V244H28V241H26ZM109 242H108V243H109ZM184 242H186V239H185ZM250 242H251V243H250ZM23 243H24V242H23ZM108 243H107V245H108ZM114 243H116V242H114ZM114 243H111V244H112V246L114 245L115 248H113L114 246H113V247L111 246L110 249H111V248H113V249H116V248H117L118 250H120V251H117V252H120V253L124 252V251L121 252V247H122L123 245L121 246V244H120V246H119V245H118V244H119L118 242H117L118 244H114ZM160 243H161V242H160ZM167 243L165 242V244H167ZM173 243L175 244V245H173L174 247L171 246V244H173ZM188 243H189V242H188ZM248 243H246V245H247ZM111 244L109 243L108 246H110ZM144 244H145L146 246H144ZM161 244H162V243H161ZM197 244H198V243H197ZM201 244H202V242H201ZM205 244H206V242H205ZM249 244H248V245H249ZM98 245H99V244H98ZM125 245H126V246H125ZM125 245L123 246V248H124V247H127V248H128V244H125ZM184 245H187V244H184ZM184 245H183V246H184ZM195 245H196V244H195ZM202 245H203V244H202ZM202 245H201V248H202ZM246 245H245V246H246ZM38 246H39V247H38ZM41 246H44V245H41ZM93 246H95L96 248H98V250H96V248H94ZM157 246H158V245H157ZM163 246H164V245H163ZM163 246L161 245V246H158V247L161 248V247H163ZM175 246H176V247H175ZM187 246H188V245H187ZM190 246H191V243L189 244V247H190ZM192 246H193V245H192ZM205 246H207V244H206ZM251 246L249 245L250 248H252ZM37 247L40 248V245H39V244H38L37 246L35 245V250H37V249H36ZM106 247H107V249H106ZM137 247H138V249H140V250H137ZM150 247H151V246H149V248H150ZM168 247H169V246H167V248H168ZM171 247H172V248H171ZM246 247H247V246H246ZM41 248H42V247H41ZM165 248H166V246H165ZM165 248H163V249L165 250ZM181 248H184V249H185V247H181ZM187 248H188V247H187ZM187 248H186V249H187ZM191 248H192V247H191ZM197 248H198V247H197ZM197 248H196V250H197ZM203 248H205V247H203ZM208 248H209V247H208ZM250 248H249V249H250ZM93 249H95V250H93ZM130 249H129V250L126 249V248L122 249V250H125L126 253L124 252V254H126L125 257H127V259H128V256H130V259H131V260L128 259V261H130V263H131V262L136 261L137 259H140L141 261H140V260H139V261L142 262V259L139 258L141 255H140V254L138 255V253H136V254H137V255H136V254H134L133 251H132L131 253H132V255H136V256H135L136 258L132 259V257H134V256H131V255L128 253V251L130 252ZM147 249H148V248H147ZM186 249H185V250H186ZM194 249H195V247H194ZM198 249H199V248H198ZM249 249H248V250H249ZM253 249H255V248H253ZM253 249H252V251H253ZM39 250H40V249H39ZM77 250H78V249H77ZM92 250H93V251H92ZM100 250H101V251H100ZM103 250H104V251H103ZM126 250H127V251H126ZM145 250H146V249H145ZM149 250H150V249H149ZM149 250H148V251H149ZM155 250H156V249H155ZM182 250H183V249H182ZM182 250L180 249V251H181L180 254H182ZM196 250H195V252H194V251H193V252L196 253ZM199 250H200V249H199ZM202 250H204V249H202ZM202 250H200V252H201ZM245 250H246V249H245ZM248 250H246V251H248ZM44 251H45V252H44ZM49 251H50V250H49L48 248H46V249H43V250H41V251H38V250H37L36 252L34 251V253L37 255V254H39V253H37V252H44V256H45V255L48 256ZM111 251H112V250H111ZM115 251H116V250H115ZM150 251H151V250H150ZM175 251H176V252H175ZM186 251H187V250H186ZM188 251L190 252V249H189ZM204 251H205V250H204ZM207 251H208V252H207ZM252 251L249 250V251H248V254H249V252L252 253ZM91 252H92V254H91ZM93 252H94V253H93ZM99 252H100L101 254H100ZM109 252H110V250H109L107 253H109ZM112 252H113V251H112ZM145 252H146L145 254H148L147 250H146ZM234 252H235V251H234ZM46 253H48V254H46ZM50 253H51V251H50ZM110 253H111V252H110ZM115 253H116V252H115ZM127 253H128V256H127ZM140 253H141V252H140ZM142 253H144V251H143ZM150 253H151V252H150ZM150 253H149V254H150ZM178 253H179V252H178ZM178 253H177V254H178ZM183 253H184V251H183ZM194 253H193L194 256H195V255H197V256L199 255V254H194ZM232 253H233V252H232ZM232 253H231V254H232ZM35 254H34V256H35L34 261L37 260V261H39V263L43 264V261H41L42 254H41V253H40L41 255L39 254V256H41L40 259H39V257H37L38 255L36 256ZM51 254H53V255H51V256L49 255V258H47V256H46V258L44 257V259H46V260L44 261V264H47V263H45V262H49L51 259H52L51 261H52V263H53V261H54L53 258L55 257L56 254H55L54 252H52ZM111 254L113 255L114 252L111 253ZM118 254H119V253H118ZM118 254H117V256H119ZM124 254H120V256H119L118 259H117V256H116V258H115V255H116V254L114 255V257L111 258V257H110V256H111L110 254H109L110 256H108V254H105V253H104L103 255H104V256L106 255L108 258H105V259H104V258H103L104 256L102 257V255H101L100 258H102L103 260L108 259L109 261H112V264H113V260H115V263H116V261L119 260V259H121V261H124V257H122V256H124ZM157 254H158V255H157ZM208 254H207V255H208ZM231 254H230V255H231ZM233 254H234V253H233ZM235 254L237 255V258H239L238 256H239V254H240V250H236V253H235ZM71 255H72V256H70V257H69V255L66 256V257H60V256H57V257H59V261H61L60 263H62V262L64 261V262H65L64 264H73V260H74V261H77V262H80V261H81V259H79V258L76 256V254H75V255H74V254H71ZM91 255H92V256H91ZM96 255H95V256H96ZM150 255H151V254H150ZM191 255H192V253H191ZM207 255H206V257L208 258ZM74 256H75V257H74ZM137 256H138V258H137ZM151 256H152V255H151ZM175 256H177L178 258H176ZM16 257H17V256H16ZM24 257H26V259H27V256H23V258H24ZM51 257H52V258H51ZM57 257H56V258H57ZM71 257H72V258H71ZM76 257H77V259H76ZM109 257H110L111 259H113V260H111ZM166 257H167V258H166ZM181 257H182V255H181ZM202 257H204L203 259H207V258L204 256V254L202 255ZM209 257H210V256H209ZM225 257H226V258H225ZM229 257H230V256H229ZM229 257H228V259H230ZM235 257H236V256H235ZM235 257H234V258H235ZM248 257L253 259L254 256L252 257L251 254L245 256L246 259H247ZM14 258H15V257H14ZM18 258H19V257H18ZM23 258L21 257V258L19 259V261L21 260V262H19V263L22 264V261H24V260H22ZM56 258H55V260H57ZM60 258H63L64 260L62 261V259L60 260ZM74 258H75V259H74ZM114 258H115V259H114ZM198 258H199V260H198ZM198 258H196V257L194 258V261H197V264H198L199 261H200V256H198ZM212 258H213V257H212ZM212 258H211V262L208 261V260H207L206 262H208V263L211 264V263H212ZM231 258H232V257H231ZM26 259H25V260H26ZM42 259H43V258H42ZM47 259H49V261H47ZM70 259H72V262H70V261H71ZM95 259L97 260L98 258H95ZM116 259H117V260H116ZM122 259H123V260H122ZM150 259L152 260V259H153V256H152ZM154 259H155V258H154ZM158 259H157V260H158ZM186 259H187V260H186ZM190 259H191V258H190ZM203 259H202V263H204V261H205V260H203ZM235 259H236V258H235ZM252 259H251V261L248 260V259H247V260L243 259V264H245V261H247L248 264H253V263L255 264L254 260L252 261ZM98 260L101 261V259H98ZM98 260H97V261H98ZM103 260H102V261H103ZM151 260H150V261H151ZM157 260H156V263H157ZM170 260H168L169 263H170ZM182 260H183L185 263L182 262ZM185 260H186L187 262H186ZM34 261H33V262H34ZM51 261H50V262H51ZM99 261H98V262H99ZM109 261L106 260V263H108ZM119 261H120V260H119ZM125 261H126V260H125ZM148 261H149V259H148ZM150 261H149V264H151V262H153V261L155 262V260H153V261H151V262H150ZM159 261H160V260H159ZM159 261H158L157 264H159ZM173 261H174V260H173ZM192 261H193V257H192ZM213 261H215V259H213ZM26 262H27V261H26ZM50 262H49V263H50ZM56 262H57V261H56ZM77 262H74V264H78ZM140 262H137V263H138V264H143V263H140ZM154 262H153V264H154ZM160 262H161V261H160ZM171 262H172V261H171ZM190 262H191V261H190ZM200 262H201V261H200ZM223 262H224V263H223ZM225 262H226V263H225ZM234 262H235V261H234ZM24 263H25V262H24ZM35 263L37 264L38 262L35 261L33 264H35ZM49 263H48V264H49ZM58 263H59V262H58ZM60 263H59V264H60ZM85 263H86V262H85ZM102 263H104V262H101V264H102ZM118 263H119V262H118ZM128 263H129V262H128ZM130 263H129V264H130ZM166 263H167V261H166ZM166 263H165V264H166ZM169 263H167V264H169ZM174 263H176V262H174ZM181 263H180V264H181ZM191 263H192V262H191ZM194 263H195V262H194ZM202 263H201V264H202ZM26 264H27V263H26ZM50 264H51V263H50ZM54 264H56L55 261H54ZM62 264H63V263H62ZM79 264H84V263L81 261V263H79ZM86 264H87V263H86ZM97 264H98V263H97ZM108 264H111V262L108 263ZM116 264H117V263H116ZM132 264H136V263H132ZM170 264H171V263H170ZM172 264H173V262H172ZM178 264H179V263H178ZM188 264H189V262H188ZM204 264H205V263H204ZM213 264H214V263H213ZM236 264H237V263H236ZM238 264H239V263H238Z\"/></svg>", "mask_w": 264, "mask_h": 264}, {"label": "clouds", "instance_id": "clouds-1", "mask_svg": "<svg viewBox=\"0 0 264 264\" xmlns=\"http://www.w3.org/2000/svg\"><path fill=\"white\" fill-rule=\"evenodd\" d=\"M261 166L264 167V160L261 161ZM165 253L169 254L167 248H165ZM141 258L143 260V253H141ZM120 264H128V262L127 261H122V262H120ZM143 264H149V261L148 260H143ZM160 264H163V261H161Z\"/></svg>", "mask_w": 264, "mask_h": 264}]
</instances>
